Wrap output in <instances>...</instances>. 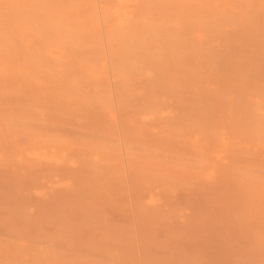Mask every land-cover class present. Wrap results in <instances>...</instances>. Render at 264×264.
Masks as SVG:
<instances>
[{"label": "rangeland", "instance_id": "rangeland-1", "mask_svg": "<svg viewBox=\"0 0 264 264\" xmlns=\"http://www.w3.org/2000/svg\"><path fill=\"white\" fill-rule=\"evenodd\" d=\"M20 1H17V0H15V1H13V0H0V16L1 17L4 16V17H2L3 19L0 17V19H1L0 20V34H1V30L3 32L0 35V42L2 41L0 43V65H1L0 70L2 71V72L0 71V186H1L0 187V195L3 197L2 200L0 198V231H1L0 233L3 232V234H1L2 236L0 235V264H6V263L7 264H17V263L18 264H41V262H42L41 260H45L44 255H47L45 257H46L47 261H50L49 264L54 263L55 260L57 262V263L55 262L56 264H88V262H89V264H91L92 262H93V264H124V263L125 264H135L137 262H138L137 264H164V261L161 262L162 259L159 258L160 256H162L164 260L166 259L165 262H167V263L169 262L170 264H178V263L184 264V262H185V264H188L191 261H192L191 262L192 264L194 262H196L195 264H197V262L198 261L200 262V260H201L200 263L202 264V259H203V264H206L204 262H207L208 264H213V263L214 264H217V263L221 264V262H223L222 264H232L233 260H234L233 264H249L250 261H251V264L253 262L255 264H264V242H263L264 236L261 235V233L264 234L263 233L264 232V226H261L264 223L259 224L261 227L260 228V227H258L259 225H257L258 223L256 221L254 222L253 220H251L250 217H249L250 220L248 219V217H246L247 219H244L245 217H243V215H242L243 219L241 220V222H239L240 220L238 221V219L237 220L232 219L235 217L234 215H236L237 217L239 215V217H240L242 214V210H245V209L247 210V207H249V209H252L253 208L252 205L255 203L260 204L262 202L261 204H264V190H263V192H260V194L263 193L260 195V196L263 195L262 196L263 198H261L259 196V193H257V195H255V194L249 195V194H247L248 192L246 190L240 191L243 188L241 183H243L242 180L244 179V177L242 179L241 178L239 179L240 176L238 177L236 175H233L232 177H234V176L235 177L231 180V178H232V177L230 178L231 174L227 175V172L230 173V171L231 170L233 171L234 169H232L233 167L231 166V164L227 165V164H229V161L227 160V157H225V156H227L226 155L227 153L225 154V152H226V148H225L226 145L225 144L230 143L232 138L234 137L237 139L236 141L238 142V143L237 142L235 143V140L233 138L234 144H236V146L238 145L237 147H239V148L242 147L241 150L242 149L244 150L246 148H251V150H254L257 153H259V154L255 155L256 152L252 151L254 153V156H253L254 159L257 156L256 160H258V161L254 160L255 163L256 162L260 163L262 160L264 163V142L262 140L259 141L260 130H261V133L264 135V127H261L262 126L261 124H263V126H264V123H263L264 120H262L263 122H261V120H260L261 118L259 115L263 112L261 116H262V118H264V116H263V114H264L263 110L264 109L262 110V108H263L262 106H264V97L261 96V93L264 96V89H263L264 88V62H263L264 58L261 59L262 58L261 53H262V51L264 52V48H262V46L264 47V39H263L264 38V27H263L264 23H263V26L260 25L262 22L260 24H258L261 26L260 28H257L256 26H258V25L254 24V26H252L253 30L249 29L247 32H246L245 28L240 27V26L234 27L231 25V27H234V28H231V27H228L230 25H226L227 26L226 27V26H223L224 24L223 25L217 24L218 29L223 26L221 28L220 33H222L224 35L219 33L220 29L219 30L217 29L218 32H216V33L217 34L219 33V35L214 34L215 38L213 39V37H212V41H208L210 39V36L209 35L206 36V34H204L203 31H201L202 37H200V38H202L203 43H205V42L211 43L212 42V44H216V46H217L216 48L215 47L214 48L217 50L219 49L220 51L219 50L218 51L212 50L213 52H208V53H210L209 54L210 57L208 59H210V62L213 64V69H214V70L210 71L212 73L211 75H209L210 72H208V71H201L202 73L198 72V74L200 73L199 75L198 74L197 75H189V74L188 75H182L181 74L182 76L187 77L188 78L187 79V78L182 77L181 75H179L177 73L175 74V72H172L173 73V75H172V73H170V72L158 71L157 72L159 74L158 75L156 73V71L147 70L148 66L150 68V64H152L154 62V61H152V58L149 55L150 52L152 51V48H151L152 45L150 44L149 41L151 39V35H152L153 30L148 25H147V27L144 26L142 21L140 22L139 18L137 17V14L135 12L136 11L135 8H137V6H138L137 5L138 1H141V0H137V1L136 0H107V1H105V0H81L83 5L81 2H80L81 4L79 5L78 1H75V0H73V3H72V0H62V1L59 0L61 3L58 0H54L55 3L57 4V5L55 4V6H56L55 9L52 7H46L44 4H42L44 6L40 5L42 3L41 0H38L40 3L38 1L36 2L35 0L34 1L33 0H22L21 2L22 3L24 2L23 4H25V1L27 4V6L25 5L27 7L26 8L27 11L25 12V10H24V14H22L24 8H21V10H17L19 8V6L21 5ZM64 1H65V3H63ZM12 2H13V5H12ZM70 2L72 3V5L70 4ZM105 2H108L109 4H107ZM74 3H76V4L78 3L79 10L77 9V6ZM32 4L34 5L33 9H32V7H33ZM69 4H70V6H69ZM104 4H107V5H104ZM58 5L61 7L59 8ZM35 6H37V7H35ZM41 6H42V8H41ZM106 6L110 7V10L108 8H106ZM9 7H10V9H9ZM45 8L46 9L48 8V10L50 9L51 14H50V11L48 12ZM57 8H59L58 9L59 14L57 12ZM70 8H72V9H70ZM30 9L34 10L33 14L36 13L37 18L35 17V15L29 14L32 12ZM261 9L263 11L264 7H262ZM9 10L11 13L9 12ZM12 10H14V11H12ZM16 10L20 11V12L22 11L21 14L23 16H21V14L20 15L17 14L19 12H17ZM59 10H61V11H59ZM36 11L38 13H41V15H38V13ZM102 11L106 12V16L109 14L110 17H109V15L107 17L105 16L107 18V19H105V17L103 16L104 12H102ZM45 12H47V14ZM42 13L44 15L49 14L48 15L49 18L46 15L42 16ZM54 13H55V15H54ZM8 15H10V17H8L10 20L8 18H6ZM30 15L32 16V18L34 17L35 19L30 18ZM111 15H112V17H111ZM50 16H51V19H50ZM44 17L48 18V20L50 19L52 21L51 22L49 20V22H51L49 24V25H51V27L49 25L45 26L49 22ZM66 17H68V19ZM40 18L43 20L42 23L41 22L38 23L39 21H42V20H39ZM80 18H82V19L84 18L85 20L84 19L82 20ZM110 18H112V19H110ZM17 19H19L20 22L23 23L22 26L20 23H18L19 27L16 26V24L18 22ZM22 19H23V22H22ZM30 19H31V21H29ZM76 19H77V21H76ZM108 19H110V20H108ZM137 19L139 20L138 23H137ZM45 20L47 21L46 23H44ZM130 20L132 22H130ZM133 20H136V21H134V23H133ZM26 21H27V23L25 24L24 22H26ZM81 21L83 23H81ZM96 21L98 24L96 23ZM36 23H37V25H36ZM77 23L79 25H76ZM93 23H95L96 25L94 24V26H93ZM115 23L117 26L118 25L120 26L119 31H118V28L116 30L115 27H114L113 31H111L112 29H110L108 27V25L111 24V26H112V24H115ZM130 23H132L134 25L132 26ZM24 24L26 26H24ZM27 24H28V26H27ZM162 24H165V26L161 25V27H165V28H163V30H165V29L166 30L163 31L162 29H160L159 28L160 25H159L158 26L159 29L158 28L157 29L159 31H161L162 33L158 31L159 33L157 32L158 33L157 35H159L160 33L162 34V35L160 34L161 37L164 34L167 35V37H168L167 42H169V40H170L169 36H171V34H169V33H171L170 29L174 31V28H173V26H171L168 23H162ZM29 25H32V27H30ZM63 25L64 26L66 25L68 28L66 26H65L66 28L63 27ZM74 25H76V26H74ZM129 25L132 26L131 28H133L132 30H134V32H132V33L138 32L137 35L140 32L145 31V33L148 34L151 31V33L149 35L145 34L148 38L149 37L150 38L148 39L145 37L146 38L145 39L144 37L142 38L140 35H138L140 38H142V41L144 39V42H143V44H141L142 41L140 39L139 40L140 42L138 45H136L137 41L134 42V45H136V46H134L133 44H131L129 42L128 38L126 41V38L122 37L123 39H125V42L121 41L120 42L121 46L126 44V46H129V47L125 46L124 49L126 48V50H128V48H129L128 51H130L132 53H130L128 51L125 53V51L122 50L123 46L121 47L122 49L120 47L119 48L117 47L119 50L118 51L115 50V51L117 53H119V54H117V56H119V55L120 56L114 57V55H116V53L114 51H112V46H111L112 43H109L110 38H111L110 36H113L114 34L110 35L109 36L110 38H109L108 37L109 29H110V33H113L114 30H115V32L118 31L117 33L120 36L121 34H123V32H122L123 30H125V29L129 30V28H130ZM218 25H219V27H218ZM78 26L80 28H78ZM83 26H84V28H83ZM43 27H45L46 31H44ZM70 27H72V28H70ZM88 27H90V28L88 29ZM122 27H124V28H122ZM215 27H212V29H216ZM239 27H240V31H238ZM35 28H37V30ZM77 28L79 30H77ZM148 28H150L149 32H148ZM86 29H88L87 30L88 32L86 31ZM167 29H168V31H167ZM191 29L193 31V28H191V27H184L183 29H179V30L181 33L185 32L187 34L188 32L191 31ZM210 29L211 28H209V30ZM236 29H237V31H236ZM10 30L13 31L12 33H14L12 35V37H11L12 33ZM84 30L87 33H85ZM132 30H130V35H133V34H131ZM217 30H215V31H217ZM242 30H244L246 34L244 32H242ZM35 31H38V32H35ZM249 31L250 32L252 31V32L249 34ZM5 32H6V34H5ZM64 32L65 33L73 32L74 34L69 33L70 37L72 35H74V37L75 36L78 37L80 34L82 36V35H84V33L88 34V35L90 34V36H88V35H86V36L88 37V39H90L89 41H91V42H86L89 44V46H88V44H85V43H83L82 40H80L81 36L78 37L79 38V41H78L77 38H76L77 40H74L75 39L74 37H73L74 39H71L70 37L67 38L68 34L65 35ZM78 32H80V33H78ZM120 32H122V33L120 34ZM124 32H126V31H124ZM204 32H205V30H204ZM36 33H38V35ZM127 33L129 35V31H127ZM206 33L210 34L212 36V34H211L212 32L208 33L206 30ZM247 33H248V35H247ZM7 34H9V35H7ZM84 36H82L81 38H84L85 39L84 41H88L86 36L85 37ZM95 36H98V37H95ZM227 36H228V38H227ZM236 36H238V37L236 38ZM61 37H62V39H61ZM63 37H65V38H63ZM193 37L196 38V35H193ZM97 38H100V39H97ZM216 38L217 39L219 38V39L217 40ZM225 38H227V39H225ZM63 39L64 40L69 39V40L68 41L65 40L66 42H64ZM230 39H232V40H230ZM204 40H207V41H204ZM8 41H10V42H8ZM12 41H14V42H12ZM229 41H231L233 43H231V42L228 43ZM52 42H54V44ZM63 42L65 45H70V43L74 42L72 44V46H69V47L67 46L68 50H72V52L66 50L67 48H65V45L63 44ZM67 42H69V44H66ZM122 42H123V44H122ZM251 42H253V43H251ZM257 42H259L261 44L259 47L256 45ZM76 43H78V46H79L78 48L74 47V46H77ZM148 43H149L150 48L147 47ZM227 44H229V45L227 46ZM238 44L240 46H238ZM253 44H255V45L253 46ZM4 45H5V47H3ZM249 45H252V46H249ZM59 46H60V48H59ZM80 46H83L85 48L87 47L89 50H86L87 48L86 49H82V48L80 49ZM119 46H120V44H119ZM131 46H132V48H131ZM89 47H91V48H89ZM212 47L213 46L211 45V48ZM235 47L237 49L239 47H240V49L241 48L243 49L242 55L239 57H241V59L244 58V60L246 61L245 62L246 65H245L244 70L238 69L239 71H235V69L233 68L235 60L232 59L231 56H229L230 57L229 59L224 58L226 56V55H224V54H226V52L227 53L228 52L229 53H234V52L236 53L237 50L235 49ZM15 49H16V51H15ZM41 49L43 52L41 51ZM96 49H98V52L96 51ZM148 49H150L151 51L149 52ZM248 49L250 52L251 51L257 52L259 50V52L257 53V55H259V59H257V56L252 57L251 55H249L246 52V51H248ZM17 51H18V55H17ZM37 51H39L38 54H37ZM94 51L97 52L96 55L98 53L100 54V55L99 54L98 55L101 57V61H99L100 57H98V56L97 57L95 56L96 58L93 57V55L95 53ZM210 51H211V49H210ZM221 51H222V53H221ZM215 52H217V54ZM218 52H220L221 54ZM9 53H11V54H9ZM87 53H88V55H87ZM212 53L214 55H211ZM12 54H14V55H12ZM58 54L60 56H58ZM215 54L218 58L215 57ZM222 54L224 56H222ZM247 55L250 57V59L246 58ZM122 56H124V57H122ZM213 56L216 59L215 58L212 59ZM220 56H222L224 59L219 58ZM129 57L131 59H129ZM56 58H57V60H56ZM60 58H62L64 60L63 61L61 59V61H60L61 63L58 62L60 60ZM121 58L123 60H126V59L129 60V63L132 60V63H130L132 65H130L129 63H125L127 60L125 62L120 61L119 59H121ZM27 59H28V61L29 60L30 61L29 62L26 61ZM48 59H50L49 63H48ZM84 59L85 60L88 59L87 64H85L86 61ZM222 59L224 60L223 63H222ZM260 59L262 62H260ZM24 60L26 62H28V64L26 66H25L26 62ZM53 60H55V61H53ZM5 61H7L6 64H4ZM257 61H259V62H257ZM19 62H21V63L18 64ZM35 63H37V64H35ZM58 63L61 64L62 67H61V65L58 67V65H59ZM112 63L114 64L113 66H112ZM121 63L122 64L124 63V65H122ZM215 64H217V66ZM6 65H7V67H6ZM28 65H31V66L33 65V66L30 68V66H28ZM34 65H35V67H34ZM89 65L92 66L91 69L93 70V72L90 69L91 66H89ZM93 65H96V68L93 67ZM97 65H98V67H97ZM214 65L217 67V69L214 68L215 67ZM19 66H21V67H19ZM218 66L220 67V69H223V70H221L222 73H220V69ZM23 67H24V69L25 68H27V69L23 70ZM54 67H55V69H54ZM112 67L117 68L118 73H114L112 71ZM10 68H12V69H10ZM18 68H19V70H18ZM20 68H22L21 71H20ZM34 68H36V69H34ZM128 68H130V71H129L130 74L133 75L135 73V76L133 75V78L134 77L135 78L134 79L132 78V80H131L135 84L134 85L132 83L135 86V88L130 83L131 82L130 79H131L132 75L129 74L130 79L128 78V75H127L129 73ZM30 69H32V70L34 69L35 72L38 69V72L34 73V70L32 71ZM40 69H41V71L39 72ZM126 69H128V70H126ZM10 70H12V71H10ZM17 71H19V72H17ZM142 71L143 72L145 71V72L143 73ZM147 71H148V74H146ZM223 71H225V73ZM120 72L122 73V75L123 74H125V75L122 76ZM216 72H219V74ZM19 73H20V75H19ZM31 73H34L33 75H35V78L33 77V75ZM94 73L96 76L93 75ZM149 73H151V74H149ZM165 73H167V74H165ZM223 73L225 76L223 75ZM30 74H31V78H30ZM57 74H59V75L57 76ZM21 75H23V77ZM119 75H121L123 78L125 76V78L123 79ZM226 76H228V77H226ZM27 77L29 80L26 79ZM148 77H152V78H148ZM205 77H207L208 79ZM126 78L129 80V84H131V85H129L126 82ZM184 78H185V80H184ZM47 79H48V81H47ZM55 79H57L58 82L55 81ZM178 79H183V82H185V83H183V86H185V88L188 87L187 90L180 88V86L175 87L176 85H174V82L177 81ZM119 80L121 81V85L118 84V82L120 83ZM201 80H202V84H200ZM140 83L144 84V88L139 90L138 86ZM23 84H26L27 86L26 85L24 86ZM117 85H119V86H117ZM154 85H158V86H154ZM24 87L29 89V90L26 89V91H25ZM195 87L198 88V90L196 89V91L200 95H198L197 93H196L197 95H195V94L191 95V94H193L192 89L194 90ZM70 88H72V89H70ZM51 89L54 90V93L52 92L53 90H51ZM180 89L181 90L183 89L184 90L183 92L185 94L184 93L181 94ZM199 89H200V92H199ZM68 90L71 92V94ZM131 90H132V92H130ZM157 90H159L160 92ZM67 91L69 92L70 95L67 94ZM99 91H101L102 93ZM135 91H137V92H135ZM60 92H62L64 99H62V94H60ZM155 92H156L155 97H157V99H156V101L153 102L152 97H154L153 94H155ZM190 92H191V94H190ZM56 93L59 96H57ZM99 93H101V95ZM107 93H108V95H107ZM176 93H179V95L181 97L180 101L176 100V98H177V96H175ZM95 94L97 97L95 96ZM104 94L107 97L109 96L107 99H108V102L111 100L110 104H111L112 100L114 99L112 102L113 105L111 104L113 106L114 110L105 108L106 106H107V108H111L112 106L109 107V105H110L109 103L104 104L103 102H105L106 100L102 102V100H104V98H106L104 96ZM183 94H184V97L181 96ZM214 94H216V97ZM74 95H75L76 99L74 98ZM92 95H94V96H92ZM98 95L101 96V97H99L101 99V102H100V99L98 98ZM124 95H126L125 97L127 99L129 98L130 101L128 100L126 102L125 97H123V98L120 97V96H124ZM88 96H89V98H88ZM174 96H175V99H174ZM81 97H82V99H81ZM95 97H96V100L99 99V102L96 101L97 104H95L96 102L93 103L94 106L93 107L91 106V108H90L89 107V104L91 105L90 99L93 100V98L95 99ZM102 97H104V98H102ZM155 97H154V100H155ZM159 97L161 99L164 98V100H166L164 102H160L162 105L159 104V101H161V99ZM240 97H242V98H240ZM42 99H44L45 101H43ZM52 99L56 102L52 101ZM151 99H152V101H151ZM116 100L124 101L125 103L121 102V104H120L119 101H116ZM188 100H189V102H188ZM31 101H34L33 103H34L35 107L32 106L33 103ZM39 101H40V103L38 104ZM58 101H59V104H57ZM79 101H80L81 105H80ZM94 101H92V102H94ZM162 101H163V99H162ZM243 101L244 102L246 101L248 105H252L250 108V112L251 111H253V112L251 113L252 115L248 114V113L245 114V115H248V117L246 116L247 119L244 118L246 122L245 121H243L242 123L240 122L241 126L239 128L235 129V127H233L235 120L233 121V124L231 125V122L234 119L233 115H232L233 113H231V112H234V110H233L234 106L230 105L229 103L233 102L232 104H236L238 107L237 109L240 110V112H241V110H242V112L244 110V113H245V111L247 112V110L249 112V106L246 105ZM36 102H37V104L35 105ZM42 102L43 103L45 102V103L43 104ZM62 102H64V103H62ZM88 102H89V104H88ZM128 102H131V103L129 104ZM155 102H157L158 104L156 103L157 104L156 105ZM191 102L193 104H195V108H193V104ZM258 102H260V103H258ZM47 103H48V105H47ZM100 103L103 105H106V104H109V105H106L104 107ZM148 103H150V104L154 103L155 105L153 106V104H152L151 106L153 108L154 107L157 108V111L159 108V110H160L159 113L162 116V120H161V116L159 117V115H157V117H159V119H158V118H155L156 117L155 113L152 115V111H153L152 107L151 108L148 107L147 110L145 109L146 106H149ZM144 104H147V105H144ZM182 104H183L182 107L189 109L188 113L183 111L184 108L182 109V111L184 113L181 112V109H179V108L181 107ZM185 104H186V106L189 104L188 107H186ZM228 104L230 106H228ZM78 105L81 107H78ZM117 105L121 109H119L118 107L116 108L115 106H117ZM131 105H133V106H131ZM163 105H165V106H163ZM190 105H192L191 108H190ZM76 106L78 108H76ZM144 106H145V108H144L145 111L142 108ZM197 106L200 107V109L197 108ZM68 107H69V109H68ZM253 108L256 112H254ZM83 109H84V111H83ZM148 109H150V111H151L150 114H148L149 113ZM43 110H47L48 112L43 111ZM90 110H91V113H90ZM184 110H186V109H184ZM238 110H237V112H238ZM81 111L85 112L86 114L83 112L81 113ZM100 111H101V115L99 116ZM27 112H29V113H27ZM30 112H32V113H30ZM69 112L71 114H69ZM213 112H215V114ZM237 112L235 111L234 114H236ZM36 113L37 114L39 113V115H37ZM162 113L166 117H164L162 115ZM256 113L258 114L259 117L255 115ZM142 114H143V116H142ZM237 114H240V116L238 115L237 117L241 118L243 116L242 113L238 112ZM190 115H191V117H193V118H191L192 120L196 118L195 122H196V120L198 122V126H196V127H198L200 129V132L206 131L207 133H210V134L214 133L213 135L216 136L215 139L219 142V147H217V149H215L214 152L207 150V147H200V146H205V145L201 144L200 141L204 142V140L201 139L202 137L200 138V135L198 134V132L196 133V131H191V134L189 133L190 132L189 128L192 125V123H194L191 121L192 123L190 124V122H189ZM254 115L259 118V119L257 118V120H256V118L254 117L256 122L254 120H252ZM29 116H31L32 118L31 117L29 118ZM101 116H103V117H101ZM229 116H230V119H227V117L229 118ZM138 117H141V118H138ZM163 117L167 118V119H163ZM235 118H236V116H235ZM240 118H238V120ZM62 119H63V121H62ZM101 119H102V122H101ZM138 119L140 121L142 120L143 123L140 122ZM144 119H145V121H144ZM225 119H226V121H224ZM148 120H150V122ZM218 120L220 122L219 124L217 122ZM39 121H40V123L43 122L44 126L42 125V123L41 124L35 123V122H39ZM64 121H66V122H64ZM97 121H99V122L97 123ZM239 121H242V120H239ZM250 121L253 123L255 122L257 124V126H254V127H257L256 130L257 129L258 130L257 131L252 130L254 133L251 130H248L249 124L247 125V123H249ZM47 122L51 125L49 126V124ZM169 122L171 123V126H170ZM228 122H230V123H228ZM236 122H237V120H236ZM104 123L105 124L107 123V125H105ZM128 123L130 125H132V127H134L135 129H136V127H138L140 125H144V126L147 125L149 127L148 129L150 130L149 132L152 134V136H154L155 139H157V141H159V144H163V145L165 144V143H163L165 138L168 136V134L171 133V131L173 133L177 134L178 136H180L182 134L181 133V131H182V132H184L185 136H188V135L192 136V137L188 136L189 139L187 137L185 138L187 140V142L190 141L187 145L188 147L190 144H192V142H195L196 144H198V147L195 148L196 152L198 151L197 153H201V152L206 151V152H208L207 154H211V152H212V155H210L211 157H209V159H210L209 162L205 163L206 165H203V162H204L203 160H202V164H201V161L199 162L201 165H203L204 169L206 167V170L203 173L204 177L200 174L201 175L200 178L201 177L204 178V179L201 178V180L194 179L197 175H199V174L195 175V172H193V171H195L194 168H196V167L198 168V171L196 169L197 173L198 172L200 173V171L202 173L204 171V170H202L203 168H202V166L200 167L198 162H197L198 164L196 162H194L196 164H195V166L193 165L194 170L191 172H190V170L188 171L187 168H185L184 170L182 169L183 171L181 170V168H179L180 171L178 169L174 170L173 167H171L169 165L170 168H172L171 171L172 172L175 171V173H176V175H175V173H171V175L173 174V177L177 176L176 178H178V176H181L182 174L184 175L182 183L188 182L189 181L188 179L190 178L191 179L190 185H193L194 180H195V183L193 185L194 191L193 190H191V191L193 192L194 196H196L194 198L198 199L197 196H200L201 197V198L199 197L200 200L196 199V201H195V199H191L192 197L189 198V200H188V197H185V194H187V193L182 192V191H184L183 188H185L186 185L184 186V183H183L182 184L183 187H181L182 190H180V188L178 189V187L181 186V183L178 184L180 181L179 178H178L179 181H175L176 183L178 182L177 183V185H179L178 187H176V183L171 181L170 175L169 176L167 175V177L170 181V183L168 184V187H165L163 184L156 181V179L153 175H150L149 177L146 178L145 174L147 173V175H148L154 168L150 164L151 161L148 163L146 161H149L150 160L149 158H151V160H154V158H152L150 156L151 153H147L144 150L137 149V148L135 149V147L132 149L131 148L128 149V146L125 147V145L123 144V140H122L123 138H122L121 134H123V132L125 133V130L123 128H125ZM140 123H142V124H140ZM215 123H216V125L218 124L217 125L218 127H216ZM238 123L239 122H237V124ZM133 124H135V125L133 126ZM199 124H200V127H199ZM258 124H259V126L260 125L261 126L259 127ZM173 125H174V130L171 129V127L173 128ZM193 125H196V123ZM213 125L216 128H214ZM228 125L230 127L232 126L231 129L234 128L235 130H237V132L234 131V133L236 132V134L240 130V132L242 133V135L244 136V138L246 140H243L244 138L242 135L240 136V134H237L240 137L239 136L235 137L236 135L235 134L233 135L232 134L233 132L232 133L230 132L232 130H230V127ZM251 125H252V123H251ZM253 125L249 126V127L250 128L252 127V129H254ZM42 126H43V129H42ZM105 126L107 129H109V127H110L112 133H113V131L116 132V130H117V134L119 136V141H117L114 138L115 142L108 144V147L104 144L106 146L105 147L103 145V143H101L98 139L95 138V136L98 133H99L98 136L103 133L102 130L104 129L103 127H105ZM235 126H239V125H235ZM30 127H32L33 129H31ZM37 127H38L40 132L38 131ZM46 127H48V128L53 127L52 131L50 132V134L54 135L53 137L49 133H48V135L42 134L43 137H42V135L41 136L39 135V134H41V131L44 132V130H47ZM61 128H62V130H61ZM134 128H132V130L135 131ZM169 128H170V131L167 130ZM259 128H260V130H259ZM34 129L37 132H34ZM186 129H188L189 131L187 132ZM203 129H205V130H203ZM28 130H30L31 132H34V133H31ZM164 130H166L167 134L163 133ZM262 130H263V132H262ZM67 131L69 133H67ZM211 131H212V133H211ZM244 131H246V132L244 133ZM247 131H250L251 133L247 132ZM194 133L198 134L199 137ZM35 134H36V137H35ZM61 134L64 135V137L66 135H67V137H69L68 134H70V139L68 140L67 137H65V139L67 140L66 141L64 138H61L62 137ZM161 134H162V136H161ZM249 134H251L250 136H252V137L248 138ZM262 134H261V137H263L262 139L264 140V136H262ZM194 135H196V137ZM44 136H45V138H44ZM120 137H121V139H120ZM44 139H46V142L44 141ZM47 139H49V140H47ZM61 139L62 140L64 139L66 142L69 141L68 147L70 149L67 146L65 147L63 145L65 143V141H63L64 143H62ZM72 139H74V141H72ZM14 140H15V142H14ZM21 140H23V141H21ZM24 140H26V141H24ZM35 140L38 142H35ZM191 140H193V141H191ZM233 140H232V142H233ZM83 142L84 143L90 142L89 144L92 143V145L89 146V144H87V146L89 147L88 148L86 146V144L84 146ZM94 142H97V143H94ZM259 142H261V143H259ZM28 143H30V145ZM45 143H47V144L45 145ZM31 144H33V145H31ZM40 144L43 147L40 146ZM81 144H82V146H81ZM96 144H101L102 146L101 145L96 146ZM185 144H187V143L185 142ZM27 145H29V146L26 148ZM193 145H194V143L192 144V146ZM109 146H111L112 149ZM119 146L121 147V149ZM85 147H86V149H85ZM92 147H97V149L93 148V150H90ZM98 147H100V149H102V147H104L105 149L100 150ZM29 148H31V149H29ZM64 148H65V150H64ZM81 150H83L82 154L80 152ZM87 150H89V151H87ZM109 150H111V151L109 152ZM247 150L245 152H247ZM251 150H248V153ZM104 151H106V152H104ZM209 151H210V153H209ZM252 152H251V155H252ZM146 153L148 156H146ZM162 153H164L165 155L169 154L168 152H162ZM248 153H247V155H245V154L244 155L246 157L250 156ZM262 154H263V156H262ZM12 155H14L13 156L14 158L11 157ZM197 155H198V157H200L199 154H197ZM143 156H144V158H143ZM7 157H9V158H7ZM212 157H213V161L211 159ZM140 158H141V160H140ZM249 158H250V160H252L251 163H253L254 161L251 158V156ZM96 159H97V161H96ZM143 159L145 160V162L143 161ZM161 159H163V156ZM31 160H32V164H35V166L39 167V168L35 167V169L33 170L34 172H32L28 167V164L31 163ZM250 160H249V162H250ZM22 161H23V163H22ZM215 161H217V163ZM68 162L70 165L67 164ZM170 163L171 162H169V164ZM194 163L192 161V164H194ZM259 163L257 165H259ZM260 164H262V162ZM171 165L173 166L172 163H171ZM227 166H228L229 170H227V168H226ZM229 166H230L231 170H230ZM261 166H263V165H260V167L257 166L256 169H258V170L260 169V171L264 175V173H263L264 169H262L264 166L262 168H261ZM97 167H98V169H97ZM144 167L146 169H144ZM151 167H153V168H151ZM189 167H188V169H189ZM199 167L202 169L200 170ZM224 167H225V170H227V172L225 173V176L223 174L224 173ZM93 169H95V170H93ZM136 169H137V173H138L137 176L135 174ZM190 169H191V167H190ZM129 170H131V171H129ZM80 171H82V172H80ZM12 172H15L17 174V178H16V174L13 175L14 173H12ZM30 172H32L34 174L35 179H38L39 181H41V182H39L40 186L44 185L45 187H43V186L42 187L45 189H43V188H42L43 190L41 188H40V190L39 189H36V190L33 189L35 186L33 184V175ZM141 173L143 174L142 177H141ZM168 173H170V172H168ZM24 174H27V175L24 176ZM29 174L31 175V177ZM187 174L189 176L194 174L195 176L186 177ZM36 175H38V177ZM42 175L44 178L42 177ZM68 175H70V176H68ZM144 176H145V178H144ZM228 176H229L230 180L227 178ZM19 177L22 180H20ZM28 177H29V179H28ZM51 177H52V180L50 181ZM152 177H153V179H152ZM184 177H186V178L184 179ZM192 177L194 180L192 179ZM47 178H49V179H47ZM53 178H55V179H53ZM63 178H65V179H63ZM137 178H140L141 182ZM16 179H17L18 183L16 182ZM234 179H236V180L234 181ZM135 180H137V183ZM144 180H146V181H144ZM196 180L198 182L199 181H201V182L196 183ZM12 181H14V182L12 183ZM20 181H21V183L19 184ZM24 181H28V182L25 183ZM225 181H227V183H225ZM22 183H25V184H22ZM234 183L237 185V187L235 185V188H237V189L241 188L240 190H238L240 192H237V190H234L238 193V195H240L241 198H239L238 200L236 199L237 202L230 203V205L232 207L233 204H234L233 206H235L237 204V206H235L233 208L237 207L238 209L237 208L235 210H233V208L226 209V208H224L225 205L223 202V204L220 203L221 205H223V207H222L223 209L220 210L221 206H220V204L217 203L219 201H216V198L218 200H220V202H221L222 200L220 199L219 195L222 193L221 197L225 196L224 194H225V191L227 190L226 189L227 186H229L228 188H229L230 192H232L231 188L233 190L234 187H232V184L234 185ZM18 184L20 187L22 185L24 187L22 186L23 188H20L18 186ZM141 184H143L142 185L143 187L145 185V187L143 188L141 186ZM26 185H27V187H26ZM46 185L49 188L46 187ZM157 185H159V186H157ZM172 185H174V187ZM225 185H227V186H225ZM66 186H67L68 190H65ZM169 186H171V188ZM146 187H148V188H146ZM172 187H173V189H172ZM199 187L201 190L199 189ZM238 187H240V188H238ZM46 188H47V190H46ZM21 189H22V191L19 192ZM167 189H169V191ZM48 190L51 193H49V192L47 193ZM165 190L168 191L166 197H168L167 200L170 199L169 200L170 202L169 201L167 202L166 197H163V192ZM191 191H190V193L192 194ZM234 191H233V193L235 194L236 192H234ZM223 192H224V194H223ZM71 193H73L74 195ZM237 193H236V195H237ZM45 194H47V195L45 196ZM49 194H51V195H49ZM52 194H53V196H52ZM70 194L73 196L71 197ZM150 194H152V196L154 197V198L152 197L153 198L152 200L150 199V197H151ZM228 194H229V192H228ZM242 194H243V196L246 195L245 198L247 200L242 198ZM187 195L189 196V193ZM217 195H218V197H217ZM229 195H232V194H229ZM247 195L249 197H251V200L248 201ZM31 196H33V197H31ZM42 196L43 197L45 196V198H43L44 200L41 199ZM210 196L211 197L216 196V198H214V197L211 198ZM255 196H257V197H255ZM258 197H260V198H258ZM28 198H30V200ZM257 198H258V200H257ZM9 199H11V200H9ZM252 199H254L253 202H251ZM77 200H79V201H77ZM164 200L168 203L167 204L168 206L166 205V202ZM204 200H205V202H204ZM255 200L257 202H255ZM189 201H190V204H189ZM207 201H208V203H207L208 205L206 204ZM43 202H44V204H43ZM46 202H48V203H46ZM142 203H144V205L146 203H148V204H146L144 207V205H142ZM153 204L155 206H152ZM44 205H46V206H44ZM161 205H164L165 209L163 208L164 206H161ZM238 205H240V208ZM103 206H105V207H103ZM159 206L162 208H159ZM178 206H181V207H178ZM206 206H207V208H206ZM100 207L103 209H101ZM171 207H174V208L172 209ZM208 207H209V209H208ZM205 208H206V210H205ZM158 209H161L163 211L165 210L166 212L168 211L167 213H169V211H170L169 209L175 210V211L181 210L180 211L181 217L180 218L176 217L177 220L175 218H173V216L172 217L167 216V217H169V219L165 217L166 221L169 222L168 224H172L173 222H176L177 226H178V222H181L180 224H182V223L186 224L188 218H186V217L183 218V212H184L185 216L187 214H188V216H190V214L192 216V214H193L194 218L191 217V219H190L191 223L189 222L191 224L190 225L191 229L193 227L192 230H194L197 226L198 227L202 226L201 228H198V227L196 228V229H201L200 231H204L206 229L204 232H200V233H202V234H200V237L203 239H201L199 243L197 242L196 244H193L192 236L190 237L191 241L188 240L189 242H192L193 245H197L196 247L193 246L191 243L187 244L188 241H185V240L183 241L181 239H180L181 241L179 240V243H178L179 247L176 245V250L179 248V249H183V251H189L190 253L192 252L191 253L192 256L189 252H187V253H189L188 254L189 256H186V258L184 257L185 260L188 259L187 261H185L184 258L180 257L182 255V254L180 255V252H179L180 250L177 251L179 253L178 255H180L179 257L181 258V259H179L180 260L179 261L178 260L179 257L177 258L178 255L176 256V254H177L176 250H175L176 254L173 253L174 251L170 250L171 253L168 252V255H169L168 256L167 251H165V250H169V249H167L166 246H164V245L163 246L165 249H163L161 247L162 245L160 246V240L162 238H163V240H166V241H162V244H166L168 246L170 244L171 248L175 245V243H177V242H175V240L172 241L173 240L172 238L174 236L171 238L169 237L171 235H174L173 233L176 232L177 227L175 226L176 225L175 224L174 225L176 227V229H175L174 226L172 225L173 226L172 230H174V229L175 230L173 232H171L170 227H169L170 229L168 228V230L165 231V230H162L161 228L154 227L155 224L151 225L152 221H155L156 219L153 218L154 220H151V218H152L151 215H153V213L152 212L149 213L148 211H151V210L155 211ZM225 209H226L227 213L223 214ZM249 209H248V211H249ZM208 210L213 212V213L210 214V212ZM214 210H215V212H214ZM222 210H224V211H222ZM239 210H241V211H239ZM238 211H239V213H238ZM172 212L173 211H170L169 214L172 215ZM219 212L225 216H227V214H229L228 216H230L231 220H233V221H231L232 223H230V222L228 223V221L230 219L226 220L228 216L226 217L225 220H223L225 217H221L223 215L219 214ZM25 213L27 214V216ZM232 213H233V215H232ZM146 214L148 217H146ZM20 215H22V216H20ZM211 215L215 216V219L212 218ZM62 216H63V218H62ZM149 216H151V218H149ZM154 216H156V215H154ZM207 216H210L209 217L210 219ZM218 216H220L219 218H221L222 221L218 218ZM64 217H65V219H64ZM178 218L180 221L178 220ZM211 218L215 220V222L213 224H212L213 220ZM149 219L151 220V222L149 221ZM173 219H175V220H173ZM243 220H245V223ZM247 220H249V221L246 224ZM6 221H7V223H6ZM93 221H94V224H93ZM235 221H238L240 225H238L237 222H235ZM242 221H243V224H241ZM5 223H6V225H5ZM57 223H59V225ZM215 224L216 225L222 224L221 225L222 228L219 229V226H216ZM86 226H88V227H86ZM180 226H178L179 230L182 229V228L180 229ZM240 226L242 227L243 230L240 229ZM255 226H257V228L259 230L257 228H255ZM151 227L155 231H153ZM59 228H61V229H59ZM148 228L149 229L151 228V229L149 230ZM202 228L203 229L205 228V229L203 230ZM225 228L227 229L226 233L224 231ZM230 228H231L232 233L228 234V232L230 231ZM237 228L239 231L237 230ZM191 229L190 228H186L185 230L183 229L184 232L180 231V233L183 232L182 234L186 238V236H189V235H187L188 232L193 233V231ZM196 229H195V231H196ZM255 229L258 230L259 233L261 231V233L260 234L256 233L257 231ZM261 229H263V232ZM109 230L112 233H110ZM179 230H178V232H179ZM188 230H191V231H188ZM210 230H212L213 234L211 233ZM215 230H217V231H215ZM221 230H223V232H221ZM147 231L149 233H147ZM186 231H188V232H186ZM198 231H196V232H198ZM157 232H159L160 237H158ZM166 232H167V234H166ZM170 232H171V234H169ZM234 232H235V234H234ZM184 233H186V234H184ZM195 233H194V235H195ZM64 234L66 237L64 236ZM109 234L110 235L112 234L113 236L111 235V237H110ZM152 234H154V235H152ZM177 234L178 233H176L175 237H176V240L178 241ZM182 234H181V236H180V234H178L179 235L178 237L182 238L183 237ZM196 234H198V233H196ZM224 234H226V235H224ZM231 234H232V236H231ZM255 234L256 235L258 234V235L256 236ZM58 235H61V237H62V239L60 238L61 240L58 238V237H60ZM103 235H104V237H103ZM167 235H169L168 236L170 238L169 240H168ZM191 235H193V234H191ZM202 235H204V237ZM217 235L218 236L220 235V237H218ZM234 235H235V237H233ZM245 235H246V237H244ZM13 236H15L14 239H13ZM114 236H116V238ZM229 236H231V237H229ZM258 236H261L262 239L259 238ZM105 237H106V239H107V237L109 239L107 241L106 240L104 241ZM112 237H113V239H115V241L112 240ZM117 237L118 238L120 237V238L117 239ZM164 237H166L167 239H164ZM195 237L196 238L194 240L197 239L196 241H198V238H200L199 236L197 237L196 235H195ZM257 237L259 238V240L258 239L256 240ZM159 238H161V239L158 241L157 239H159ZM185 238H183V239H185ZM53 239H55L57 241H54ZM65 239H66V241H65ZM205 239H208V240H205ZM237 239H239V240H237ZM58 240H60L61 243L58 242ZM109 240H110V242H109ZM202 240L205 242H202ZM230 240L231 241L234 240V242H230ZM236 240H237V242H236ZM53 241L57 242V244L60 243L58 245L61 247V249L60 248L58 249V245L56 243H54ZM63 241L65 243H63ZM209 241L211 243H209ZM239 241H240V243L237 244ZM258 241L259 242L261 241L260 242L262 244L261 248H260ZM52 243L55 244L57 247L55 249L52 247L54 251L49 252L48 250L51 249L50 247H51V245H53ZM105 243L106 244L110 243V244H107L108 245L107 246ZM111 243L113 246L111 245ZM155 243H157L159 245L157 246ZM194 243H195V241H194ZM66 244H67V246H65V248H64V245H66ZM172 244H174V245H172ZM234 244H235V246H234ZM256 244L259 246H257L258 247L257 249H254V248H256ZM48 245H50V247L47 250L46 247ZM70 245H72L71 248H70ZM75 245H77V246L75 247ZM79 245H81V246H79ZM110 245L112 246V249H108L110 247ZM236 245H237V247H236ZM239 245H240V247H239ZM221 246H222V248H221ZM246 246H247V248H245ZM77 247H78V253L81 252L80 253L81 255L80 254L78 255ZM84 247H85V249H84ZM119 247L120 248L122 247L121 250H123V251H120ZM197 247H199V248H197ZM202 247H203V249H202ZM241 247H243V249ZM73 248H75V249H73ZM195 248L198 251H196ZM223 248H225V249H223ZM101 249H103L105 252L101 251ZM114 249L118 250L120 253L118 251H115ZM200 249H202L203 252ZM247 249H249V250H247ZM41 250H43V251H41ZM44 250H46L48 253L45 252ZM65 250H68V251L66 252ZM233 250H235V251H233ZM236 250H238V251H236ZM20 251H21V253H20ZM40 251H41V253H43V252H45V253L41 254ZM61 251H63V252L65 251V254H68L66 256V258H64L65 254L62 255L63 252L61 253ZM112 251L113 252L115 251V253L113 254ZM183 251H181V252L184 254L185 252H183ZM199 251H200L201 256H203V257H201L200 254L199 255L195 254V253H199ZM207 251H209V252L211 251V252L208 253ZM16 252H18L20 254V256H18V253H17V256L14 257V255H16ZM22 252L24 254H22ZM52 252L53 253L56 252V253L53 254ZM84 252H86V253H84ZM91 252L94 255L91 254ZM107 252H109V253H107ZM121 252H123V253L121 254ZM205 252H206V254H205ZM95 253H97V254H95ZM172 253L175 255V259L177 258L176 259L177 262H175L176 260L174 259V256L172 258V256L170 255ZM213 253H214V255H213ZM227 253H229V255H227ZM236 253H238V254H236ZM21 254H22V256H21ZM56 254L59 257L61 255L64 256V257H62V256L60 257V258H62L61 259L62 261L59 259V257L56 256ZM75 254H77L80 259H78L77 255H75ZM107 254H108V256L111 254L112 255L109 256V258H108ZM115 254H117V255H115ZM123 254L125 255V257ZM127 254L131 258H129V260L125 261ZM234 254H236V256ZM260 254H263V255L261 256ZM104 255H106L107 257L103 258ZM121 255H123V256L121 258H119ZM195 255H197L196 256L197 260L193 259V256L195 257ZM238 255L239 256L241 255V257H239ZM11 256H13L14 258H12ZM42 256L44 259L42 258ZM55 256H56V258H55ZM80 256H82V257H80ZM91 256L94 258V260L92 259ZM215 256H216V258H215ZM247 256H249L248 258L250 260L247 259ZM47 257H50V259H48ZM76 257H77V259L75 262L74 258H76ZM114 257L116 260L115 263H114ZM170 257L172 259H174L175 261L174 260H171L173 262L169 261ZM210 257H212L213 259L212 258L210 259ZM256 257H258V258L256 259ZM111 258H113V262L110 261ZM14 259H15V261H14ZM91 259H92V261H91ZM104 259L107 261H105ZM204 259H206V261H204ZM227 259H228V261H226ZM134 260H136V262ZM181 261H183V262H181ZM188 261H190V262H188ZM211 261H213V263H210ZM238 261H239V263H238ZM108 262H110V263H108ZM42 263L44 264V261ZM200 263H198V264H200ZM45 264H46V261H45ZM47 264H48V262H47Z\"/></svg>", "mask_w": 264, "mask_h": 264}, {"label": "bare ground", "instance_id": "bare-ground-1", "mask_svg": "<svg viewBox=\"0 0 264 264\" xmlns=\"http://www.w3.org/2000/svg\"><path fill=\"white\" fill-rule=\"evenodd\" d=\"M13 1H15V0H13ZM17 1H20V0H17ZM22 1V0H21ZM20 1V2H21ZM34 1V0H33ZM36 2L38 1V0H35ZM59 1V0H58ZM62 1V0H61ZM75 1H78V3H79V5L82 3L81 2V0L79 1V0H75ZM105 1H107V0H105ZM137 1V0H136ZM39 2V1H38ZM41 4L40 5H42V4H44L46 7H52V8H54L55 9V1L54 0H41ZM60 2V1H59ZM81 2V3H80ZM104 2V1H103ZM140 2V3H139ZM24 3V2H23ZM22 2L20 3L21 5L19 6V8L17 9V10H21V8H24L23 9V13H22V11L20 12V11H17V12H19V13H17V14H24V10H25V12L27 11L26 10V6H27V4H26V1H25V4H23ZM40 3V2H39ZM38 3V4H39ZM58 3V2H57ZM61 3V2H60ZM63 3H65V1L63 2ZM72 3H73V0H72ZM72 3L70 2V4L72 5ZM78 3L76 4V3H74L76 6H77V9L79 10V5H78ZM105 3H107V4H109L108 2H105ZM139 3V4H138ZM138 3H137V8H135V12H136V14H137V17L139 18V20H140V22L142 21V23H143V25L144 26H146L147 27V25L153 30L152 31V35H151V39H150V44L152 45L151 46V48H152V51L150 50V49H148L149 50V52H150V57L152 58V61H154L152 64H150V68H149V66H148V69L147 70H149V71H156V73L158 72V71H162V72H170V73H172V72H175V74L177 73V74H179V75H197L198 74V72H201V71H208V72H210V71H212V70H214L213 69V64L210 62V59H208L209 57H210V53H208V52H213L212 50H216V51H218L217 49H215L217 46H216V44H212V42L209 44V43H203V41H202V38H200V37H202V33H201V31H203V33L204 34H206V36L207 35H209L210 36V39L208 40V41H212V37H213V39L215 38L214 36V34H217L216 32H218V30L220 29V31H219V33L221 32V28L223 27V26H226V25H230V26H228V27H231V25L232 26H234V27H236V26H240V27H243V28H245L246 29V32L249 30V29H251V30H253L252 28V26H254V24L256 25H258V24H260L261 22V24L260 25H262L263 26V23H264V9H263V11H262V7H264V0H141V1H138ZM70 4H69V6H70ZM107 4H104V5H107ZM12 5H13V2H12ZM26 5V6H25ZM39 5V6H40ZM44 5H42V6H44ZM57 5V4H56ZM82 5H83V3H82ZM25 6V7H24ZM32 9L34 8V5L32 4ZM42 6H41V8H42ZM59 6V5H58ZM57 6V7H58ZM75 6V7H76ZM85 6V5H84ZM103 6V5H102ZM14 7V6H13ZM35 7H37V6H35ZM61 6H59V8H60ZM66 7V6H65ZM105 7V6H104ZM59 8H57V12H58V9ZM68 8V7H67ZM106 8H108L109 10H110V7H108V6H106ZM9 9H10V7H9ZM37 9V8H36ZM46 9V8H45ZM70 9H72V8H70ZM76 9V10H77ZM261 9V10H260ZM31 10V9H30ZM43 10V9H42ZM48 12L50 11V9L48 10V8L46 9ZM12 11H14V10H12ZM32 12L31 13H29V14H33V11L34 10H31ZM44 11V10H43ZM59 11H61V10H59ZM106 11V10H105ZM9 12H10V10H9ZM37 12V11H36ZM42 12V11H41ZM53 12V11H52ZM70 12V11H69ZM102 12H104V11H102ZM110 12V11H109ZM11 13V12H10ZM9 13V14H10ZM38 13V12H37ZM44 13V12H43ZM42 13V16L44 15ZM46 14H47V12H45ZM61 13V12H60ZM72 13V12H71ZM70 13V14H71ZM21 14V16H23ZM45 14V15H46ZM50 14H51V11H50ZM53 14V13H52ZM58 14H59V12H58ZM73 14V13H72ZM93 14V13H92ZM104 15V17L106 16V12H104L103 13ZM108 14V13H107ZM33 15H35V17H36V13H34ZM38 15H41V13H38ZM44 15V16H45ZM49 15V14H48ZM48 15H46V16H48ZM54 15H55V13H54ZM109 15V14H108ZM107 15V16H108ZM18 16V15H17ZM52 16V15H51ZM51 16H50V19H51ZM59 16V15H58ZM94 16V15H93ZM98 16V15H97ZM106 16V17H107ZM1 17V16H0ZM2 17H4V16H2ZM1 17V18H2ZM6 17V16H5ZM8 17H10V15H8L6 18H8ZM12 17V16H11ZM53 17V16H52ZM105 17V19H107ZM109 17H110V15H109ZM111 17H112V15H111ZM18 18V17H17ZM20 18V17H19ZM27 18V17H26ZM30 18H32V16L30 15ZM37 18V17H36ZM45 18V17H44ZM48 18H49V16H48ZM48 18H45L46 20H48ZM55 18V17H54ZM57 18V17H56ZM67 19H68V17H66ZM73 18V17H72ZM77 18V17H76ZM85 18V17H84ZM83 18V19H84ZM3 19V18H2ZM9 19V18H8ZM32 19H35L34 17L32 18ZM49 19V20H50ZM74 19V18H73ZM72 19V20H73ZM80 19H82V18H80ZM82 19V20H83ZM110 19H112V18H110ZM110 19H108V20H110ZM128 19V18H127ZM1 20V19H0ZM10 20V19H9ZM18 20V22H17V24H16V26H18V23H20L21 24V26H22V24L23 23H21L20 22V20L19 19H17ZM39 20H42L41 18L39 19ZM45 20V22L44 23H46L47 21ZM49 20H48V22H49ZM85 20V19H84ZM132 20V19H131ZM130 20V22H132ZM138 19H137V23H138V21H139ZM29 21H31V19L29 20ZM51 21V20H50ZM74 21V20H73ZM76 21H77V19H76ZM79 21V20H78ZM125 21V20H124ZM127 21V20H126ZM134 21H136V20H133V23H134ZM22 22H23V19H22ZM42 23L43 22V20L42 21H39L38 23ZM52 22V21H51ZM51 22H49V23H47V25H45V26H48ZM64 22V21H63ZM108 22V21H107ZM25 24L27 23V21L26 22H24ZM69 23V22H68ZM75 23V22H74ZM81 23H83L82 21H81ZM85 23V22H84ZM96 23H97V21H96ZM162 23H168V24H170L171 26H173V28H174V31L173 30H171L170 28V32L171 33H169V34H171V36H169L170 37V40H169V42H167V40H168V37H167V35H163L162 37L160 36V34L162 33L161 31H159L158 29L160 28V29H162L163 30V28H165V27H161V25L163 26H165V24H162ZM24 24V26H26ZM64 24V23H63ZM94 24L95 23H93V26H94ZM98 24V23H97ZM132 26L134 25V24H132V23H130ZM217 24H224L221 28H217ZM15 25V24H14ZM36 25H37V23H36ZM67 25V24H66ZM65 25V26H66ZM76 25H79L78 23L76 24ZM76 25H74V26H76ZM81 25V24H80ZM85 25V24H84ZM96 25V24H95ZM107 25V24H106ZM105 25V26H106ZM160 25V26H159ZM219 25H218V27H219ZM260 25H258V26H256L257 28H260L261 26ZM12 26V25H11ZM27 26H28V24H27ZM30 27H32V25H29ZM41 26V25H40ZM50 27H51V25H49ZM64 25H63V27H65ZM68 26V25H67ZM66 26V27H67ZM117 25H116V23L115 24H112V26H111V24L110 25H108V27L110 28V29H112L111 31H113V29H114V27H115V29L117 30V28H118V31H119V28H120V26L118 27H116ZM132 26H130L129 25V27L131 28ZM158 26H159V28H158ZM167 26V25H166ZM216 26V27H215ZM19 27V26H18ZM65 27V28H66ZM69 27V26H68ZM67 27V28H68ZM87 27V26H86ZM100 27V26H99ZM107 27V26H106ZM128 27V28H129ZM184 27H191V28H193V31H192V29H191V31L190 32H188L187 34L185 33V32H180V30L179 29H183ZM212 27H215L216 29H212ZM227 27V26H226ZM234 27H231V28H234ZM240 27L238 28L239 30L238 31H240ZM264 27V26H263ZM39 28V27H38ZM42 28V27H41ZM44 28V31H46V29H45V27H43ZM64 28V29H65ZM70 28H72V27H70ZM75 28V27H74ZM78 28H80L79 26H78ZM77 28V30H79ZM83 28H84V26H83ZM90 27H88V29H89ZM108 28V29H109ZM122 28H124V27H122ZM129 28V30L127 29H125V30H123L122 32H123V34H121L122 32H120V36H119V34L117 33L118 31H116L115 32V30H114V32L113 33H110V29H109V32H108V37L110 36V35H113V36H110L109 38H110V41H109V43H112L111 44V46H112V51H114L115 53H116V55H114V57L115 56H117V54H119V53H117L115 50H119L118 48L120 47H122L121 49L122 50H124L125 51V53L129 50V48H128V50H126V48L124 49V47L126 46V44L125 45H122L121 46V41H124L125 42V39H123V38H126V41H127V38H128V40H129V42L131 43V44H133L134 45V42L135 41H137V44L136 45H138L139 44V40L141 39V41H142V38L144 37H146V38H148L146 35H149L150 33H151V31L149 32V30H150V28H148V34H146L145 33V31L144 32H140L138 35H140L142 38H140L138 35H137V33L138 32H135V33H132V32H134V30H132L133 28H131L130 29ZM158 28V29H157ZM168 28V27H167ZM209 28H211L210 30H209ZM34 29V28H33ZM36 30H37V28H35ZM49 29V28H48ZM63 29V30H64ZM88 29H86V31L88 30ZM107 29V28H106ZM105 29V30H106ZM218 29V30H217ZM82 30V29H81ZM121 30V29H120ZM130 30H132L131 31V34H133V35H130ZM166 30V29H165ZM165 30H163V31H165ZM204 30H205V32H204ZM206 30H207V32L208 33H211L212 34V36L210 35V34H207L206 33ZM215 30H217V31H214ZM11 31V30H10ZM65 31V30H64ZM68 31V30H67ZM72 31V30H71ZM107 31V30H106ZM124 31H126V32H124ZM127 31H129V35H128V33H127ZM161 32L159 35H157L159 32ZM167 31H168V29H167ZM186 31V30H185ZM236 31H237V29H236ZM13 31H11V33H12ZM35 32H38V31H35ZM62 32V31H61ZM83 32V31H82ZM84 32H85V30H84ZM88 32V31H87ZM87 32H85V33H87ZM155 32V33H154ZM158 32V33H157ZM214 32V33H213ZM226 32V31H225ZM242 32H244L245 33V31L244 30H242ZM252 32V31H251ZM250 31H249V34L251 33ZM254 32V31H253ZM3 32H2V30H1V34H2ZM9 33V32H8ZM63 33V32H62ZM65 33V32H64ZM69 33H73V32H69ZM69 33H65V35H67L68 34V37L67 38H69L70 37V34ZM78 33H80V32H78ZM84 33V35L86 36V35H88V34H85ZM110 33V34H109ZM126 33V34H125ZM167 33V32H166ZM219 33L217 34V35H219ZM0 34V35H1ZM5 34H6V32H5ZM14 33H12L11 34V37H12V35H13ZM37 35H38V33H36ZM74 34V33H73ZM144 34V35H143ZM146 34V35H145ZM154 34V35H153ZM220 34H222V33H220ZM246 34V33H245ZM244 34V35H245ZM7 35H9V34H7ZM48 35V34H47ZM76 35V34H75ZM84 35H82V36H84ZM162 35V34H161ZM193 35H196V38H194L193 37ZM199 35V36H198ZM222 35H224V34H222ZM247 35H248V33H247ZM5 36V35H4ZM79 36H81V34L79 35ZM78 36V37H79ZM81 36V37H82ZM84 36V37H85ZM88 36H90V34L88 35ZM232 36V35H231ZM10 37V38H11ZM40 37V36H39ZM74 35H72L70 38L71 39H74V40H77L78 39V41H79V38L78 37H74ZM80 37V40H82L83 41V43H85V44H88V43H86V42H91V41H89L90 39H88V37L86 36V38H87V40L88 41H84L85 39L84 38H81ZM95 37H98V36H95ZM114 37V38H113ZM123 37V38H122ZM235 37V36H234ZM238 36H236V38H237ZM4 38V37H3ZM63 38H65V37H63ZM77 38V39H76ZM90 38V37H89ZM123 40H122V39ZM145 38V39H146ZM150 38V37H149ZM148 38V39H149ZM166 40H165V39ZM204 38V37H203ZM227 38H228V36H227ZM227 38H225V39H227ZM5 39V38H4ZM61 39H62V37H61ZM70 39V40H71ZM97 39H100V38H97ZM121 39V40H120ZM217 39V38H216ZM219 39V38H218ZM217 39V40H218ZM245 39V38H244ZM264 39V38H263ZM66 40V39H65ZM64 39H63V41L64 42H66V41H68V40H66L65 41ZM73 40V41H74ZM112 40V41H111ZM230 40H232V39H230ZM247 40V39H246ZM4 41V40H3ZM72 41V40H71ZM70 41V42H71ZM96 41V40H95ZM165 41V42H164ZM204 41H207V40H204ZM2 42V41H1ZM0 42V43H1ZM8 42H10V41H8ZM12 42H14V41H12ZM64 42H63V44H64ZM128 42V43H129ZM143 42H144V39H143V41H142V43L141 44H143ZM147 42V41H146ZM231 41H229L228 43H230ZM245 42V41H244ZM53 44H54V42H52ZM74 43V42H73ZM73 43H70V45H65V48H67V46L69 47V46H72V44ZM217 43V42H216ZM231 43H233V42H231ZM251 43H253V42H251ZM18 44V43H17ZM32 44V43H31ZM30 44V45H31ZM66 44H69V42H67ZM77 44V46H74V47H79L78 46V43H76ZM84 44V45H85ZM92 44V43H91ZM119 44H120V46H119ZM122 44H123V42H122ZM209 44V45H208ZM240 44V43H239ZM238 44V46H240ZM2 45V44H1ZM7 45V44H6ZM13 45V44H12ZM16 45V44H15ZM33 45V44H32ZM136 45H134V46H136ZM211 45L213 46L212 48H211ZM215 45V46H214ZM229 44H227V46H228ZM232 45V44H231ZM230 45V46H231ZM248 45V44H247ZM255 44H253V46H254ZM256 45L259 47L261 44L259 43V42H257L256 43ZM88 46H89V44H88ZM133 46V47H134ZM226 46V47H227ZM233 46V45H232ZM237 46V47H238ZM249 46H252V45H249ZM3 47H5V45L3 46ZM64 47V46H63ZM118 47V48H117ZM126 47H129V46H126ZM147 47H149V43H148V46ZM215 47V48H214ZM256 47V46H255ZM10 48V47H9ZM13 48V47H12ZM21 48V47H20ZM59 48H60V46H59ZM86 49L85 47H83V46H80V49ZM89 48H91V47H89ZM117 48V49H116ZM131 48H132V46H131ZM150 48V47H149ZM262 48H264L263 46H262ZM24 49V48H23ZM22 49V50H23ZM210 49H211V51H210ZM227 49V48H226ZM235 49L237 50V52L235 53H227L226 52V54H224V55H226L224 58H230L229 56H231V58L232 59H234L235 60V62H234V69H235V71H239V70H244L245 69V65H246V61L244 60V58H242L241 59V57H239V56H241L242 55V52H243V49L241 48L240 49V47L237 49L236 47H235ZM67 51H71L72 52V50H68V48L66 49ZM86 50H89L88 48L86 49ZM111 50V49H110ZM222 50V49H221ZM245 50V49H244ZM247 50V49H246ZM258 50V49H257ZM15 51H16V49H15ZM20 51V50H19ZM40 51V50H39ZM39 51H37V54H38V52ZM41 51H42V49H41ZM75 51V50H74ZM96 51L98 52V49H96ZM220 51V50H219ZM228 51V50H227ZM239 51V52H238ZM261 51V50H260ZM43 52V51H42ZM76 52V51H75ZM95 52V51H94ZM97 52H95L94 53V55H93V57H100L98 54L96 55V53ZM106 52V51H105ZM111 52V51H110ZM128 52H130V51H128ZM146 52V51H145ZM249 55H251L252 57H256L257 56V59H259V55H257V53L259 52V50L257 51V52H255V51H249V49H248V51H246ZM16 53V52H15ZM20 53V52H19ZM41 53V52H40ZM112 53V52H111ZM130 53H132V52H130ZM216 54H217V52H215ZM218 53H220V52H218ZM221 53H222V51H221ZM220 53V54H221ZM9 54H11V53H9ZM23 54V53H22ZM67 54V53H66ZM72 54V53H71ZM113 54V53H112ZM216 54H215V57L216 58H218L217 56H216ZM222 54V56H224ZM12 55H14V54H12ZM11 55V56H12ZM17 55H18V51H17ZM40 55V54H39ZM87 55H88V53H87ZM90 55V54H89ZM132 55V54H131ZM134 55V54H133ZM211 55H214L213 53L211 54ZM219 55V54H218ZM263 55V56H262ZM38 56V55H37ZM41 56V55H40ZM58 56H60L59 54H58ZM85 56V55H84ZM120 56V55H119ZM119 56H117V57H119ZM127 56V55H126ZM222 56H220L219 58H223ZM43 57V56H42ZM64 57V56H63ZM95 57V58H96ZM122 57H124V56H122ZM214 56H213V58L212 59H214L215 58ZM251 57V58H252ZM262 57V58H261ZM261 59H263L264 58V52L262 51V53H261ZM28 58V57H27ZM36 58V57H35ZM107 58V57H106ZM150 58V59H151ZM215 58V59H216ZM223 58V59H224ZM246 58H249L250 59V57L247 55L246 56ZM32 59V58H31ZM42 59V58H41ZM40 59V60H41ZM61 59L62 58H60V60L58 61L59 63H61L60 61H61ZM129 59H131L130 57H129ZM222 59V63H223V60ZM261 59H260V62H262L261 61ZM13 60V59H12ZM56 60H57V58H56ZM63 60V59H62ZM85 60V59H84ZM88 60V59H87ZM87 60H85L86 61V63L85 64H87L88 62H87ZM98 60V59H97ZM114 60V59H113ZM120 61H126V60H123L122 58L121 59H119ZM118 60V61H119ZM137 60V59H136ZM226 60V59H225ZM25 61V60H24ZM26 61H28V59L26 60ZM25 61V62H26ZM30 61V60H29ZM28 61V62H29ZM53 61H55V60H53ZM64 61V60H63ZM84 61V62H85ZM99 61H101V57H100V60ZM119 61V62H120ZM128 61V62H127ZM125 63H129V60H127ZM3 62V61H2ZM6 62L7 61H5V63L4 64H6ZM28 62H26V64H25V66L28 64ZM50 62V59H48V63ZM134 62V61H133ZM137 62V61H136ZM257 62H259V61H257ZM264 62V61H263ZM11 63V62H10ZM15 63V62H14ZM21 62H19L18 64H20ZM31 63V62H30ZM43 63V62H42ZM47 63V62H46ZM55 63V62H54ZM53 63V64H54ZM58 63V64H59ZM100 63V62H99ZM115 63V62H114ZM130 63H132V60L130 61ZM129 63V64H130ZM135 63V62H134ZM145 63V62H144ZM214 63V62H213ZM225 63V62H224ZM32 64V63H31ZM35 64H37V63H35ZM64 64V63H63ZM116 64V63H115ZM122 64V63H121ZM261 64V63H260ZM16 65V64H15ZM43 65V64H42ZM61 64H59L58 65V67L60 66ZM92 65V64H91ZM91 65H89V66H91ZM114 64L112 63V66H113ZM122 65H124V63L122 64ZM130 65H132V64H130ZM146 65V64H145ZM216 66H217V64H215ZM214 65V66H215ZM229 65V64H228ZM227 65V66H228ZM5 66V65H4ZM17 66V65H16ZM28 66H30V68L33 66H31V65H28ZM57 66V65H56ZM135 66V65H134ZM214 67V68H216L217 69V67ZM0 67H1V65H0ZM6 67H7V65H6ZM19 67H21V66H19ZM34 67H35V65H34ZM38 67V66H37ZM53 67V66H52ZM61 67H62V65H61ZM93 67H95L96 68V65H93ZM97 67H98V65H97ZM115 67V66H114ZM114 67H112V71L114 72V73H118V69L117 68H114ZM146 67V66H145ZM219 67V66H218ZM39 68V67H38ZM41 68V67H40ZM92 68V66L90 67V69ZM127 68V67H126ZM10 69H12V68H10ZM21 69L22 68H20V71H21ZM25 69H27V68H25ZM24 69V67H23V70H25ZM29 69V68H28ZM34 69H36V68H34ZM33 69V70H34ZM53 69V68H52ZM54 69H55V67H54ZM57 69V68H56ZM115 69V70H114ZM129 69V70H128ZM128 69H126V70H128V72L130 71V68H128ZM219 69H220V67H219ZM239 69V70H238ZM18 70H19V68H18ZM22 70V71H23ZM30 70H32V69H30ZM32 70V71H33ZM92 70V69H91ZM97 70V69H96ZM221 70H223V69H220V73H222V71ZM1 71V70H0ZM10 71H12V70H10ZM31 71V72H32ZM41 71V69L39 70V72ZM120 71V70H119ZM132 71V70H131ZM2 72V71H1ZM17 72H19V71H17ZM25 72V71H24ZM36 72H38V69L36 70ZM35 72V70H34V73H36ZM55 72V71H54ZM59 72V71H58ZM57 72V73H58ZM92 72H93V70H92ZM134 72V71H133ZM136 72V71H135ZM143 72V71H142ZM145 72V71H144ZM143 72V73H144ZM214 72V71H213ZM224 73H225V71H223ZM29 73V72H28ZM34 73H31L32 75L34 74ZM121 73V72H120ZM155 73V72H154ZM202 73V72H201ZM216 73H218L219 74V72H216ZM224 73H223V75H224ZM31 74H30V78H31ZM38 74V73H37ZM97 74V73H96ZM130 72L127 74L128 75V78L130 79V75H132V74H130ZM146 74H148V71L146 72ZM149 74H151V73H149ZM158 74V73H157ZM165 74H167V73H165ZM200 74V73H199ZM198 74V75H199ZM212 73L210 72V74L209 75H211ZM19 75H20V73H19ZM25 75V74H24ZM59 74H57V76H58ZM93 75H95V73L93 74ZM116 75V74H115ZM114 75V76H115ZM121 75H122V73H121ZM121 75H119V76H121ZM123 75H125V74H123ZM122 75V76H123ZM126 75V76H127ZM134 76H135V73L133 74ZM133 75H132V77H131V79H130V81L132 80V78H133ZM138 75V74H137ZM159 75V74H158ZM172 75H173V73H172ZM181 75V76H182ZM222 75V74H221ZM17 76V75H16ZM22 77H23V75H21ZM96 76V75H95ZM121 76V77H122ZM139 76V75H138ZM141 76V75H140ZM178 76V75H177ZM201 76V75H200ZM207 76V75H206ZM217 76V75H216ZM225 76V75H224ZM18 77V76H17ZM20 77V76H19ZM21 77V78H22ZM29 77V76H28ZM28 77L26 78V79H28ZM33 77L35 78V75H33ZM40 77V76H39ZM94 77V76H93ZM117 77V76H116ZM155 77V76H154ZM157 77V76H156ZM182 77H185V76H182ZM181 77V78H182ZM202 77V76H201ZM226 77H228V76H226ZM110 78V77H109ZM123 78V77H122ZM124 78H125V76H124ZM123 78V79H124ZM135 78V77H134ZM133 78V79H134ZM137 78V77H136ZM148 78H152V77H148ZM180 78V77H179ZM185 78H187V77H185ZM185 78H184V80H185ZM205 78H207V77H205ZM210 78V77H209ZM59 79V78H58ZM61 79V78H60ZM188 79V78H187ZM208 79V78H207ZM29 80V79H28ZM53 80V79H52ZM110 80V79H109ZM108 80V81H109ZM160 80V79H159ZM47 81H48V79H47ZM55 81H57V79H55ZM120 81V80H119ZM152 81V80H151ZM190 81V80H189ZM198 81V80H197ZM58 82V81H57ZM126 82L129 84V80L126 78ZM142 82V81H141ZM144 82V81H143ZM191 82V81H190ZM201 83L200 84H202V80L200 81ZM211 82V81H210ZM48 83V82H47ZM50 83V82H49ZM131 84L133 83L132 81L130 82ZM146 83V82H145ZM151 83V82H150ZM153 83V82H152ZM183 83H185V82H183V79H178L177 81H175L174 82V85H176L175 87H178V86H180V88H183L184 90L186 89H188V87L187 88H185V86H183ZM52 84V83H51ZM118 84L119 85H121V81H120V83L118 82ZM127 84V85H128ZM131 84H129V85H131ZM134 84V83H133ZM132 84V85H133ZM199 84V85H200ZM24 86L26 85V84H23ZM119 85H117V86H119ZM126 85V84H125ZM135 85V84H134ZM133 85V87L135 88V86ZM173 85V86H174ZM27 86V85H26ZM154 86H158V85H154ZM153 86V87H154ZM169 86V85H168ZM22 87V86H21ZM121 87V86H120ZM174 87V88H175ZM205 87V86H204ZM25 88V87H24ZM69 88V87H68ZM144 88V84L143 83H140L139 84V86H138V89L140 90V89H143ZM160 88V87H159ZM166 88V87H165ZM173 88V89H174ZM26 89L27 88H25L24 90L26 91ZM70 89H72V88H70ZM69 89V90H70ZM77 89V88H76ZM177 89V88H176ZM181 90V94L182 93H184L183 91L184 90ZM196 89L198 90V88H194V90L192 89V92H193V94H191V92H190V94L191 95H197L198 94V92L196 91ZM261 89V88H260ZM264 89V88H263ZM27 90H29V89H27ZM51 90H53V89H51ZM67 90V89H66ZM68 90V91H69ZM98 90V89H97ZM101 90V89H100ZM205 90V89H204ZM259 90V89H258ZM67 91V94H69V92ZM74 91V90H73ZM78 91V90H77ZM157 91H159V90H157ZM167 91V90H166ZM202 91V90H201ZM255 91V90H254ZM253 91V92H254ZM53 93H54V90L52 91ZM58 92V91H57ZM99 92H101V91H99ZM130 92H132V90L130 91ZM135 92H137V91H135ZM160 92V91H159ZM199 92H200V89H199ZM203 92V91H202ZM59 93V92H58ZM73 93V92H72ZM76 93V92H75ZM79 93V92H78ZM102 93V92H101ZM101 93H99L100 95H101ZM118 93V92H117ZM197 93V94H196ZM211 93V92H210ZM52 94V93H51ZM60 94H62V92H60ZM70 94H71V92H70ZM69 94V95H70ZM159 94V93H158ZM185 94V93H184ZM184 94L183 95H181V96H183L184 97ZM255 94V93H254ZM253 94V95H254ZM56 95L57 96H59L57 93H56ZM79 95V94H78ZM88 95V94H87ZM100 95H98V98L99 97H101ZM107 95H108V93H107ZM112 95V94H111ZM110 95V96H111ZM130 95V94H129ZM169 95V94H168ZM198 95H200V94H198ZM215 95V97H216V94H214ZM226 95V94H225ZM224 95V96H225ZM73 96V95H72ZM77 96V95H76ZM80 96V95H79ZM92 96H94V95H92ZM95 96H96V94H95ZM103 96V95H102ZM104 96L106 97V98H104V97H102V98H104V100H102V102L103 101H105V102H103L104 104L105 103H109L110 104V101L108 102V97L104 94ZM118 96V95H117ZM126 95H124V96H120V97H125ZM153 96L155 97L156 96V92H155V94H153ZM175 96H177V98H176V100L177 101H180V95H179V93H176V95ZM175 96H174V99H175ZM260 96V95H259ZM261 96L262 97H264L263 95H262V93H261ZM56 97V96H55ZM54 97V98H55ZM97 97V96H96ZM96 97H95V99L93 98V100L92 99H90L91 100V105L89 104V102H88V104H89V107L91 108V106L93 107L94 106V104L93 103H95L96 101H98L99 102V99L98 100H96ZM152 97V96H151ZM154 97H152V99H153V102L154 101H156V99H157V97H155V100H154ZM261 97V98H262ZM53 98V99H54ZM67 98V97H66ZM74 98L76 99V97H75V95H74ZM88 98H89V96H88ZM126 98V97H125ZM148 98V97H147ZM160 98V97H159ZM158 98V99H159ZM210 98V97H209ZM222 98V97H221ZM240 98H242V97H240ZM52 99V101H54ZM62 99H64L63 98V94H62ZM81 99H82V97H81ZM110 99V98H109ZM121 99V98H120ZM150 99V98H149ZM152 99H151V101H152ZM161 99V98H160ZM162 99H163V101H162ZM161 99V101H159V104L160 105H162L160 102H164V101H166V100H164V98H162ZM173 99V98H172ZM236 99V98H235ZM263 99V98H262ZM33 100V99H32ZM43 101H45L44 99H42ZM95 100V101H94ZM114 100V99H113ZM113 100H112V102H113ZM122 100V99H121ZM124 100V99H123ZM126 100V102L129 100V98L127 99H125ZM223 100V99H222ZM243 100V99H242ZM241 100V101H242ZM82 101V100H81ZM92 101H94V102H92ZM116 101H119V103L121 104V102H124V101H120V100H116ZM130 101V100H129ZM191 101V100H190ZM32 103L34 102V101H31ZM51 102V101H50ZM54 102H56V101H54ZM61 102V101H60ZM100 102H101V99H100ZM112 102H111V104H112ZM188 102H189V100H188ZM193 102V101H192ZM191 102V103H192ZM201 102V101H200ZM203 102V101H202ZM244 102V101H243ZM242 102V103H243ZM251 102V101H250ZM40 103V101L38 102V104ZM43 103V102H42ZM45 103V102H44ZM43 103V104H44ZM52 103V102H51ZM62 103H64V102H62ZM79 103H80V101H79ZM125 103V102H124ZM129 104L131 103V102H128ZM157 102H155V104H156ZM181 103V102H180ZM204 103V102H203ZM233 103V102H232ZM232 103H229L230 105H233L234 106V112H231V113H233L232 115H233V120H232V122H231V125L233 124V121L235 120V123L233 124V127H235V129L236 128H239L240 126H241V123L243 122V121H245V119H247V117H248V115H245V114H251L253 111H251L250 112V108H251V106L252 105H248L247 104V102L245 101L244 103L246 104V105H248L249 106V112H248V110H247V112L245 111V113H244V110H243V112H242V110H241V112H240V110H238L237 108V105L236 104H232ZM236 103V102H235ZM243 103V104H244ZM258 103H260V102H258ZM37 104V102L35 103V105ZM57 104H59V101L57 102ZM95 104H97V102L95 103ZM101 104V103H100ZM109 104H106V105H109ZM109 105V107L110 106H112V105ZM153 104V106L155 105L154 103H148V105L149 106H146V108H145V106L144 107H142L143 108V110H144V108L147 110V108L149 107V108H151L152 105ZM158 104V103H157ZM156 104V105H157ZM165 104V103H164ZM179 104V103H178ZM193 104V103H192ZM205 104V103H204ZM228 104V106H230ZM238 104V103H237ZM255 104V103H254ZM47 105H48V103H47ZM80 105H81V103H80ZM83 105V104H82ZM85 105V104H84ZM99 105V104H98ZM101 105H103V104H101ZM106 105H103L104 107L106 106ZM144 105H147V104H144ZM166 105V104H165ZM165 105H163V106H165ZM189 105V104H188ZM188 105L186 106V104H185V106L186 107H188ZM218 105V104H217ZM227 105V104H226ZM32 106H34V103L32 104ZM41 106V105H40ZM39 106V107H40ZM69 106V105H68ZM96 106V105H95ZM131 106H133V105H131ZM162 106V107H163ZM179 106V105H178ZM183 106V104L181 105V107L179 108V109H181V112H183V111H185V112H187L188 113V108H184V107H182ZM191 106L192 105H190V108H191ZM225 106V105H224ZM35 107V106H34ZM42 107V106H41ZM66 107V106H65ZM78 107H81V106H79L78 105ZM77 106H76V108H78ZM116 108L118 107L119 109H121L118 105L117 106H115ZM114 107V108H115ZM122 107V106H121ZM141 107V106H140ZM177 107V106H176ZM236 107V108H235ZM256 107V106H255ZM258 107V106H257ZM263 108H262V110L264 109V106H262ZM31 108V107H30ZM29 108V109H30ZM61 108V107H60ZM95 108V107H94ZM106 109H111V110H114L113 109V106L111 107V108H107V106L105 107ZM139 108V107H138ZM153 108V107H152ZM155 108V107H154ZM153 108V111H152V115L155 113L156 114V117L155 118H158L159 119V117L161 116V114L159 113V108H158V111H157V108H155L154 109ZM170 108V107H169ZM173 108V107H172ZM186 109V110H184V109ZM193 108H195V104H193ZM197 108H199L200 109V107H198L197 106ZM202 108V107H201ZM204 108V107H203ZM260 108V107H259ZM63 109V108H62ZM67 109V108H66ZM68 109H69V107H68ZM171 109V108H170ZM182 109H183V111H182ZM217 109V108H216ZM231 109V108H230ZM229 109V110H230ZM242 109V108H241ZM258 109V108H257ZM31 110V109H30ZM29 110V111H30ZM34 110V109H33ZM64 110V109H63ZM80 110V109H79ZM82 110V109H81ZM98 110V109H97ZM149 110V113L148 114H150L151 113V111H150V109H148ZM205 110V109H204ZM237 110H238V112L239 113H244L243 114V116L240 118V117H237L238 115L240 116V114H237L238 112H237ZM253 110H254V108H253ZM260 110V109H259ZM28 111V110H27ZM43 111H47V110H43ZM66 111V110H65ZM64 111V112H65ZM83 111H84V109H83ZM83 111H81V113L83 112ZM138 111V110H137ZM145 111V110H144ZM191 111V110H190ZM235 111L237 112L236 114H234L235 113ZM264 111V110H263ZM48 112V111H47ZM68 112V111H67ZM66 112V113H67ZM139 112V111H138ZM141 112V111H140ZM254 112H256L255 110H254ZM27 113H29V112H27ZM26 113V114H27ZM30 113H32V112H30ZM52 113V112H51ZM65 113V114H66ZM80 113V112H79ZM83 113H85V112H83ZM90 113H91V110H90ZM158 113V114H157ZM184 113V112H183ZM193 113V112H192ZM214 114H215V112H213ZM226 113V112H225ZM261 113V112H260ZM263 113V112H262ZM262 113L261 114H259L260 115V120H261V122H263L262 120H264V118H262ZM37 114V113H36ZM56 114V113H55ZM69 114H71L70 112H69ZM68 114V115H69ZM86 114V113H85ZM89 114V113H88ZM93 114V113H92ZM186 114V113H185ZM190 114V113H189ZM219 114V113H218ZM230 114V113H229ZM37 115H39V113L37 114ZM58 115V114H57ZM63 115V114H62ZM67 115V116H68ZM101 115V111H100V114H99V116ZM141 115V114H140ZM157 115H159V117H157ZM162 115L164 116V117H166L163 113H162ZM188 115V114H187ZM194 115V114H193ZM236 116V118H235V116ZM252 115V114H251ZM256 116H258V114L256 113L255 114ZM253 116V119L252 120H254L255 122H256V120H257V118L259 117H256V116ZM27 116V115H26ZM88 116V115H87ZM98 116V117H99ZM142 116H143V114H142ZM141 116V117H142ZM217 116V115H216ZM247 116V117H246ZM263 116H264V114H263ZM31 116H29V118H30ZM38 117V116H37ZM101 117H103V116H101ZM100 117V118H101ZM141 117H138V118H141ZM163 117V119H167V118H164ZM252 117V116H251ZM256 118V120H255V118ZM26 118V117H25ZM32 118V117H31ZM36 118V117H35ZM34 118V119H35ZM40 118V117H39ZM38 118V119H39ZM99 118V119H100ZM191 118H193V117H191V115H190V117H189V122H190V124L192 123V122H194V123H192V125L190 126V128H189V130H190V134H191V131H196V133L198 132V134L200 135V138L201 139H203L204 140V142H202V141H200L201 142V144H203V145H205V146H200V147H207V150H210V151H212V152H214L215 151V149H217V147H219V142L215 139V135H213V134H210V133H207L206 131H201L200 132V129L198 128V127H196V126H198V122H197V120H196V122H195V119H191ZM217 118V117H216ZM238 118H240L239 120H242V121H239L238 120ZM245 118V119H244ZM83 119V118H82ZM87 119V118H86ZM98 119V118H97ZM137 119V118H136ZM191 119V120H190ZM227 119H230V116H229V118L227 117ZM244 119V120H243ZM259 119V118H258ZM33 120V119H32ZM139 120V119H138ZM161 120H162V116H161ZM217 120V119H216ZM236 120H237V122H239L238 124H237V122H236ZM250 120V119H249ZM259 120V121H260ZM62 121H63V119H62ZM140 121V120H139ZM144 121H145V119H144ZM149 122H150V120H148ZM157 121V120H156ZM155 121V122H156ZM168 121V120H167ZM192 121V122H191ZM212 121V120H211ZM224 121H226V119L224 120ZM64 122H66V121H64ZM99 121H97V123H98ZM101 122H102V119H101ZM106 122V121H105ZM140 122H142V120L140 121ZM147 122V121H146ZM218 122V124L220 123L219 122V120L217 121ZM216 122V123H217ZM241 122V123H240ZM246 122V121H245ZM251 122V121H250ZM247 123V125L249 124V126H252L253 124V127L254 126H257V124L254 122H251L252 123V125H251V123ZM258 122V121H257ZM260 122V123H261ZM36 124L38 123H40V121L39 122H35ZM42 123V125H43V122H41ZM40 123V124H41ZM48 123V122H47ZM46 123V124H47ZM56 123V122H55ZM122 123V122H121ZM126 123V122H125ZM143 123V122H142ZM142 123H140V124H142ZM152 123V122H151ZM196 123V125H193V124H195ZM216 123H215V125H216ZM228 123H230V122H228ZM259 123V122H258ZM264 123V122H263ZM35 124V125H36ZM45 124V125H46ZM49 124V123H48ZM47 124V125H48ZM101 124V123H100ZM99 124V125H100ZM105 124V123H104ZM147 124V123H146ZM169 124H170V126H171V123L169 122ZM213 124V123H212ZM217 124V125H218ZM256 124V125H255ZM10 125V124H9ZM8 125V126H9ZM51 124H49V126H50ZM103 125V124H102ZM105 125H107V123L105 124ZM135 124H133V126H134ZM216 125V127H218ZM227 125V124H226ZM230 125V124H229ZM228 125V126H229ZM235 125H239V126H235ZM262 125V126H261ZM260 126L261 127H264L263 126V124H261ZM44 126V125H43ZM43 126H42V129H43ZM60 126V125H59ZM138 126V125H137ZM150 126V125H149ZM214 126V125H213ZM221 126V125H220ZM227 126V127H228ZM248 126V130H256V128L257 127H254V129H252V127L250 128ZM258 126H259V124H258ZM259 126V127H260ZM68 127V126H67ZM109 127V126H108ZM117 127V126H116ZM132 125H130L129 123L126 125V127L125 128H123L124 130H125V133L123 132V134H121L122 135V140H123V144L125 145V147H127L128 146V149L129 148H134L135 147V149L137 148V149H141V150H144L145 152H147V153H151V157L152 158H154V160H151V158H149L150 160L149 161H146L147 163L148 162H150V164L154 167H151V168H153V170L147 175V173L145 174L146 175V178L147 177H149L150 175H153L154 177H155V179H156V181H158L159 183H161V184H163L165 187H168V184L170 183V181H169V179H168V177H167V175L169 176L170 175V179H171V181L172 182H174V183H176L175 181H179V179H180V181H179V183L178 184H180L181 183V186L180 187H178L179 185H177V183H176V187H178V189L180 188V190H182L181 189V187H183L182 186V184L184 183H182V180H183V174L181 175V176H178V178H176L177 176H174L173 177V174L171 175V173H175V171L174 172H172L171 171V169L172 168H170V166L171 167H173V169L175 170H179L180 171V169L179 168H181V170L183 169H185V168H187V170L189 171L190 170V172L191 171H193L194 169H195V171H193V172H195V175L196 174H199V175H197L194 179H197V180H201V178H203L204 176H203V173L205 172V170H206V167H205V169L203 168V165H206L205 163H208L209 162V157H211L210 155H212V152H211V154H207L208 152H206V151H204V152H201V153H197L196 152V150H195V148L196 147H198V144H196L195 142H192V144L194 143V145L192 146V144H190L189 145V147L187 146L188 145V143L190 142V141H188L187 142V140L185 139L186 137L189 139V137L191 136V135H188V136H185L184 135V132H182L181 131V135L180 136H178L177 134H175V133H173L172 131H171V133L170 134H168V136L165 138V140H164V142L163 143H165L164 145L163 144H159V141H157V139H155V137L154 136H152V134L149 132L150 130L148 129L149 127L147 126V125H140V126H138V127H136V129L134 128V127H132V128H134L135 129V131L134 130H132ZM199 127H200V124H199ZM215 126H214V128H216ZM230 127V126H229ZM232 127V126H231ZM231 127H230V130H232V131H230L233 135L235 134L236 136L235 137H237V136H239V135H237V134H240V136L242 135V133L240 132V130H239V132L236 134V132H237V130H235L234 128L233 129H231ZM31 129H33L32 127H30ZM40 128V127H39ZM50 128V127H49ZM48 127H46V129L47 130H44V132L43 131H41V134H39L40 136L43 134H47L48 135V133L50 134V132L52 131V129H53V127L52 128H50L49 129ZM102 128V127H101ZM104 129L102 130L103 131V133L101 134V135H99L98 136V134L95 136V138L96 139H98L101 143H103V145L105 144L107 147H108V144H110V143H112V142H115V139L117 140V141H119V136H118V134H117V130H116V132H114L113 131V133H112V131H111V128L109 127V129H107L106 128V126L105 127H103ZM225 128V127H224ZM37 129H38V127H37ZM69 129V128H68ZM171 129L172 130H174V125H173V128L171 127ZM59 130V129H58ZM61 130H62V128H61ZM72 130V129H71ZM123 130V131H124ZM167 130H169L170 131V128L169 129H167ZM183 130V129H182ZM188 129H186V131L188 132L189 131ZM203 130H205V129H203ZM258 130V129H257ZM256 130V131H257ZM259 130H260V128H259ZM28 131H30V130H28ZM38 131H39V129H38ZM60 131V130H59ZM69 131V130H68ZM67 131V133H69ZM165 131V132H164ZM163 131V133H166V130H164ZM184 131V130H183ZM234 131H236L235 133H234ZM31 132V131H30ZM34 132H37V131H35V129H34ZM34 132H31V133H34ZM40 132V131H39ZM38 132V133H39ZM43 132V133H42ZM46 132V133H45ZM71 132V131H70ZM186 132V133H187ZM214 132V131H213ZM246 131H244V133H245ZM247 132H250V131H247ZM253 132V131H252ZM262 132H263V130H262ZM121 133V132H120ZM196 133H194V134H196ZM211 133H212V131H211ZM216 133V132H215ZM251 133V132H250ZM254 133V132H253ZM260 138H259V141L260 140H262L263 142H264V140L262 139L263 137H261V130H260ZM258 133V134H259ZM167 134V133H166ZM198 134H196L198 137H199V135ZM32 135V134H31ZM43 135H42V137H43ZM50 135H52V137L54 136L53 134H50ZM164 135V134H163ZM193 135V134H192ZM196 135H194L195 137H196ZM251 134H249V136H248V138L249 137H252V136H250ZM253 135V134H252ZM33 136V135H32ZM61 138H64L65 139V137H67V135L64 137V135H62L61 134ZM68 136L69 137H67V139L69 140L70 139V134H68ZM157 136V135H156ZM161 136H162V134H161ZM185 136V137H184ZM232 136V135H231ZM239 136V137H240ZM243 136V135H242ZM262 136H264L263 134H262ZM34 137V136H33ZM35 137H36V134H35ZM159 137V136H158ZM192 137V136H191ZM21 138V137H20ZM44 138H45V136H44ZM115 138V139H114ZM219 138V137H218ZM234 138V137H233ZM233 138H232V140H233ZM242 138V137H241ZM243 138H244V136H243ZM14 139V138H13ZM22 139V138H21ZM31 139V138H30ZM33 139V138H32ZM35 139V138H34ZM41 139V138H40ZM62 140V143H64L63 141H65V140ZM85 139V138H84ZM120 139H121V137H120ZM161 139V138H160ZM239 139V138H238ZM38 140V139H37ZM47 140H49V139H47ZM200 140V139H199ZM232 140H231V142L230 143H227V144H225L226 145V152H225V154L227 155V156H225V157H227V160L229 161V164H227V165H230L231 164V166L233 167L232 169H234L233 171L231 170V168H230V166H229V168H230V173L229 172H227V170H229L228 169V166L226 167L227 168V170H225V167H224V176H225V173L227 172V175L229 174H231V176H230V178L233 176V175H236V176H240L239 177V179L241 178H243L244 177V179L242 180L243 181V183H241L242 184V190H240L241 188L240 187H238V188H240V189H237V188H235V183H234V185L232 184V187H234L233 188V190H232V188H231V191L232 192H230V190H229V186H227V185H225V186H227V190L225 191V194H224V192H223V194L225 195L224 197H221V194L219 195L220 196V199L222 200L221 202H220V200H218L217 198H216V196L214 197V198H216V201H219V202H217L218 204H220V203H222L223 204V202H224V208H226V209H230V208H233V207H235V206H237V204L235 205V206H233L232 205V207H231V205H230V203H235V202H237L236 201V199L238 200L239 198H241L240 197V195H238V193L237 192H240V191H247L246 193L247 194H249V195H253V194H255V195H257V193H259V196L261 195V194H263V193H261L260 194V192H263V190H264V175L262 174V172L260 171V169L258 170V169H256L257 168V166H259L260 167V165H263L264 166V163H263V160L261 161L262 162V164H260L259 162V165H257L258 163L256 162L255 163V161H258V160H256V157H255V159H254V153L252 152V151H254V150H251V148H246V149H242L241 150V148H239V147H237L236 146V144H234V140H235V143L237 142L236 140V138H234V140H233V142H232ZM243 140H246L245 138L243 139ZM21 141H23V140H21ZM24 141H26V140H24ZM33 141V140H32ZM44 141L46 142V139H44ZM67 141V140H66ZM65 141V143L67 144H63L65 147L67 146L68 147V145H69V141L68 142H66ZM72 141H74V139H72ZM98 141V142H99ZM191 141H193V140H191ZM261 141V142H262ZM14 142H15V140H14ZM20 142V141H19ZM34 142V141H33ZM35 142H38V141H36L35 140ZM85 142V141H84ZM83 142V144H84V146H85V144H86V146H87V144H89V143H84ZM92 142V141H91ZM185 142L187 143V144H185ZM261 142H259V143H261ZM262 142V143H263ZM77 143V142H76ZM75 143V144H76ZM94 143H97V142H94ZM238 143V142H237ZM29 145H30V143H28ZM37 144V143H36ZM47 143H45V145H46ZM79 144V143H78ZM120 144V143H119ZM26 145V144H25ZM24 145V146H25ZM29 145H27L26 146V148L29 146ZM31 145H33V144H31ZM77 145V144H76ZM90 145H92V143L91 144H89V146ZM97 145H101V144H96V146ZM104 145V146H105ZM223 145V144H222ZM40 146H42L41 144H40ZM39 146V147H40ZM63 146V147H64ZM81 146H82V144H81ZM83 146V147H84ZM102 146V145H101ZM100 146V147H101ZM105 146V147H106ZM32 147V146H31ZM43 147V146H42ZM88 147V146H87ZM100 147H98L99 149H100ZM111 149H112V147L111 146H109ZM120 147V146H119ZM69 148V147H68ZM89 148V147H88ZM93 148L94 149H97V147H92L90 150H93ZM241 150H239V149ZM254 148V147H253ZM29 149H31V148H29ZM70 149V148H69ZM85 149H86V147H85ZM105 148L104 147H102V149H100V150H104ZM117 149V148H116ZM120 149H121V147H120ZM198 149V148H197ZM251 150V151H249V153H248V150ZM64 150H65V148H64ZM99 150V151H100ZM247 150V152H245ZM28 151V150H27ZM79 151V150H78ZM87 151H89V150H87ZM95 151V150H94ZM107 151V150H106ZM106 151H104V152H106ZM111 150H109V152H110ZM120 151V150H119ZM136 151V150H135ZM210 151H209V153H210ZM243 151V152H242ZM69 152V151H68ZM81 152V154H82V152H83V150H81L80 151ZM162 152H168L169 154L167 155H165L164 153H162ZM251 152H252V155H251ZM254 152H256V151H254ZM118 153V152H117ZM147 153H146V156H148L147 155ZM247 153L251 156V158L253 159V163H251V161L252 160H250V156H245V155H247ZM101 154V153H100ZM104 154V153H103ZM140 154V153H139ZM197 154H199L200 155V157H198V155ZM224 154V155H225ZM245 154V155H244ZM257 154H259V153H257L256 152V154L255 155H257ZM84 155V154H83ZM111 155V154H110ZM153 155V156H152ZM10 156V155H9ZM14 155H12L11 157H13ZM104 156V155H103ZM139 156V155H138ZM162 156H163V159H161L162 158ZM246 158H245V157ZM262 156H263V154H262ZM81 157V156H80ZM83 157V156H82ZM107 157V156H106ZM259 157V156H258ZM7 158H9V157H7ZM14 158V157H13ZM68 158V157H67ZM132 158V157H131ZM143 158H144V156H143ZM146 158V157H145ZM103 159V158H102ZM113 159V158H112ZM212 159V161H213V157L211 158ZM250 160V162H249V160ZM4 160V159H3ZM14 160V159H13ZM66 160V159H65ZM64 160V161H65ZM140 160H141V158H140ZM196 160V161H195ZM202 160L204 161L203 162V165H201L202 164ZM248 160V161H247ZM81 161V160H80ZM96 161H97V159H96ZM95 161V162H96ZM101 161V160H100ZM143 161L145 162V160L143 159ZM192 161H193V163L194 162H200L201 161V164L199 163V165H200V167L202 166V168H200V170L202 169V170H204L202 173H201V171H200V173L198 172H196V169H197V171H198V168L196 167V168H194L193 169V165L195 166V164L196 163H194V164H192ZM224 161V160H223ZM37 162V161H36ZM88 162V161H87ZM104 162V161H103ZM130 162V161H129ZM132 162V161H131ZM169 162H171L172 164H173V166L171 165V163L169 164ZM216 163H217V161H215ZM219 162V161H218ZM16 163V162H15ZM22 163H23V161H22ZM93 163V162H92ZM197 163V164H198ZM211 163V162H210ZM209 163V164H210ZM214 163V162H213ZM215 163V164H216ZM67 164H69V162L67 163ZM101 164V163H100ZM10 165V164H9ZM23 165V164H22ZM70 165V164H69ZM142 165V164H141ZM170 165V166H169ZM191 165V166H190ZM80 166V165H79ZM144 166V165H143ZM180 166V167H179ZM191 167V169H190V167ZM263 166H261V168L263 167ZM26 167V166H25ZM28 167H29V169L32 171V172H34L33 170L35 169V167L37 168L38 166H35V164H32V160H31V163L30 164H28ZM134 167V166H133ZM188 167H189V169H188ZM258 167V168H259ZM39 168V167H38ZM131 168V167H130ZM138 168V167H137ZM141 168V167H140ZM143 168V167H142ZM150 168V167H149ZM97 169H98V167H97ZM144 169H146L145 167H144ZM262 169H264V167L262 168ZM261 169V170H262ZM15 170V169H14ZM93 170H95V169H93ZM182 170V171H183ZM17 171V170H16ZM19 171V170H18ZM99 171V170H98ZM101 171V170H100ZM129 171H131V170H129ZM147 171V170H146ZM186 171V170H185ZM184 171V172H185ZM187 171V172H188ZM263 171V170H262ZM22 172V171H21ZM20 172V173H21ZM24 172V171H23ZM32 172H30L32 175H33V184H34V188L33 189H39L40 190V188L42 189L43 187H45L44 185H42V186H40V183L39 182H41V181H39L38 179H35V177H34V174L32 173ZM80 172H82V171H80ZM79 172V173H80ZM168 172H170V173H168ZM12 173H14L13 175H15L16 173L15 172H12ZM61 173V172H60ZM134 173V172H133ZM168 173V174H167ZM186 173V172H185ZM184 173V174H185ZM263 173H264V171H263ZM40 174V173H39ZM38 174V175H39ZM48 174V173H47ZM52 174V173H51ZM135 174H136V176H137V169H136V171H135ZM203 176V177H201L200 178V176L201 175ZM12 175V176H13ZM21 175V174H20ZM27 174H24V176H26ZM30 175V174H29ZM28 175V176H29ZM38 175H36L37 177H38ZM77 175V174H76ZM142 173H141V177H142ZM175 175H176V173H175ZM179 175V174H178ZM194 174H192L191 176H195ZM205 175V174H204ZM19 176V175H18ZM51 176V175H50ZM49 176V177H50ZM61 176V175H60ZM67 176V175H66ZM68 176H70V175H68ZM191 176H189L188 174L186 175V177H191ZM30 177H31V175H30ZM41 177V176H40ZM42 177H43V175H42ZM53 177V176H52ZM52 177L50 178V181L52 180ZM186 177H184V179L186 178ZM235 177V176H234ZM234 177H232L231 178V180L234 178ZM6 178V177H5ZM16 178H17V174H16ZM44 178V177H43ZM144 178H145V176H144ZM228 179H229V176L227 177ZM237 178V177H236ZM10 179V178H9ZM19 179L20 180H22L20 177H19ZM28 179H29V177H28ZM32 179V178H31ZM47 179H49V178H47ZM53 179H55V178H53ZM63 179H65V178H63ZM136 179V178H135ZM137 179H139V181H140V178H137ZM152 179H153V177H152ZM174 181H173V180ZM176 179V180H175ZM178 179V180H177ZM192 179H193V177H192ZM193 179V180H194ZM204 179V178H203ZM202 179V180H203ZM68 180V179H67ZM84 180V179H83ZM189 181L188 182H186V183H184V186H185V188H183L184 189V191H182V192H185V193H189V196L187 195V194H185V197H188V200H189V198H191V199H195V201H196V199L197 198H194V197H196V196H194V194H193V192L191 191V190H193V185H194V183H195V180H194V183H193V185H190L191 184V179L189 178L188 179ZM192 180V181H193ZM196 180V183L198 182ZM230 180V179H229ZM236 179H234V181H235ZM11 181V180H10ZM49 181V182H50ZM63 181V180H62ZM66 181V180H65ZM136 181V183H137V180H135ZM144 181H146V180H144ZM151 181V180H150ZM14 181H12V183H13ZM16 182L18 183V181H17V179H16ZM23 182V181H22ZM25 183L26 182H28V181H24ZM30 182V181H29ZM141 182V181H140ZM148 182V181H147ZM199 182H201V181H199ZM198 182V183H199ZM214 182V181H213ZM21 183V181L19 182V184ZM25 183H22V184H25ZM32 183V182H31ZM39 183V184H38ZM78 183V182H77ZM135 183V184H136ZM150 183V182H149ZM222 183V182H221ZM224 183V182H223ZM225 183H227V181H225ZM233 183V182H232ZM19 184H18V186H19ZM139 184V183H138ZM238 184V183H237ZM74 185V184H73ZM77 185V184H76ZM127 185V184H126ZM140 185V184H139ZM143 184H141V186H142ZM23 186V185H22ZM20 187V188H23V187ZM30 186V185H29ZM121 186V185H120ZM140 186V187H141ZM152 186V185H151ZM155 186V185H154ZM157 186H159V185H157ZM173 187H174V185H172ZM240 186V185H239ZM1 187V186H0ZM26 187H27V185H26ZM25 187V188H26ZM33 187V186H32ZM46 187H48L47 185H46ZM139 187V188H140ZM143 187V186H142ZM144 187H145V185H144ZM143 187V188H144ZM149 187V186H148ZM148 187H146V188H148ZM170 188H171V186H169ZM173 187H172V189H173ZM197 187V186H196ZM236 187H237V185H236ZM49 188V187H48ZM66 188H67V186H66ZM65 188V190H68V188L66 189ZM73 188V187H72ZM150 188V187H149ZM203 188V187H202ZM32 189V190H33ZM43 189H45V188H43ZM42 189V190H43ZM115 189V188H114ZM155 189V188H154ZM199 189H200V187H199ZM26 190V189H25ZM31 190V189H30ZM34 190V191H35ZM46 190H47V188H46ZM133 190V189H132ZM161 190V189H160ZM168 191H169V189H167ZM167 190H165L164 192H163V197H166L167 196ZM201 190V189H200ZM218 190V189H217ZM229 190V191H228ZM234 190H237V192L236 191H234ZM238 190H240V191H238ZM22 191V189L19 191V192H21ZM58 191V190H57ZM142 191V190H141ZM179 191V190H178ZM187 191V192H186ZM190 191L192 192V194L190 193ZM194 191V190H193ZM233 191L234 192H236L237 193V195H236V193L234 194L233 193ZM18 192V193H19ZM49 192V190L47 191V193ZM201 192V191H200ZM228 192H229V194H232V195H229L228 194ZM34 193V192H33ZM49 193H51V192H49ZM245 193V192H244ZM71 194H73V193H71ZM70 194V195H71ZM228 194V195H227ZM234 194V195H233ZM3 195V194H2ZM34 195V194H33ZM36 195V194H35ZM47 194H45V196H46ZM49 195H51V194H49ZM74 195V194H73ZM73 195H71V197L73 196ZM171 195V194H170ZM187 195V196H186ZM193 195V196H192ZM1 196V195H0ZM19 196V195H18ZM39 196V195H38ZM45 196L43 197L42 196V200H44L43 198H45ZM52 196H53V194H52ZM150 199L152 200L154 197L152 196V194H150ZM246 196V195H245ZM245 196H243V194H242V198L243 199H246L245 198ZM263 196V195H262ZM262 196H260L261 198H263ZM31 197H33V196H31ZM153 197V198H152ZM160 197V196H159ZM198 197V199H199V197L200 196H197ZM211 197V196H210ZM213 197H211V198H213ZM217 197H218V195H217ZM255 197H257V196H255ZM260 197H258V198H260ZM1 198V200H2V196L0 197ZM21 198V197H20ZM201 198V197H200ZM210 198V199H211ZM223 198V199H222ZM247 198H248V201L249 200H251V197H249L248 195H247ZM253 198V197H252ZM258 198H257V200H258ZM15 199V198H14ZM29 200H30V198H28ZM168 199V197H166V201L168 202L169 200H167ZM197 199V200H198ZM205 199V198H204ZM9 200H11V199H9ZM81 200V199H80ZM143 200V199H142ZM173 200V199H172ZM200 200V199H199ZM215 200V199H214ZM224 200V201H223ZM247 200V199H246ZM245 200V201H246ZM253 200L254 199H252V201L251 202H253ZM7 201V200H6ZM23 201V200H22ZM47 201V200H46ZM77 201H79V200H77ZM165 201V200H164ZM165 201V202H166ZM194 201V202H195ZM233 201V202H232ZM38 202V201H37ZM49 202V201H48ZM48 202H46V203H48ZM56 202V201H55ZM144 202V201H143ZM166 202V205L168 204ZM170 202V201H169ZM204 202H205V200H204ZM255 202H257L256 200H255ZM40 203V202H39ZM59 203V202H58ZM65 203V202H64ZM145 203V202H144ZM144 203H142V205H144ZM151 203V202H150ZM203 203V202H202ZM208 203V201L206 202V204ZM262 203V202H261ZM259 204V203H255V204H253L252 206H253V208L252 209H249V207H247V210L245 209V210H242V214H241V218L239 217V215H238V217L236 216V215H234L235 217L234 218H232V219H238V221L239 222H241V220L243 219L242 218V215H243V217H245L244 219H247L246 217H248V219L250 220V218H251V220H253L254 222L256 221L257 223V225H259V224H261V223H264V204ZM8 204V203H7ZM21 204V203H20ZM43 204H44V202H43ZM50 204V203H49ZM146 204H148V203H146ZM145 204V205H146ZM164 204V203H163ZM170 204V203H169ZM189 204H190V201H189ZM188 204V205H189ZM15 205V204H14ZM103 205V204H102ZM145 205H144V207H145ZM151 205V204H150ZM149 205V206H150ZM165 205V204H164ZM164 205H161V206H164ZM165 205V206H166ZM208 205V204H207ZM230 205V206H229ZM241 205V204H240ZM240 205H238L239 206V208H240ZM44 206H46V205H44ZM141 206V205H140ZM152 206H155L154 204L152 205ZM151 206V207H152ZM165 206L163 207L164 209H165ZM168 206V205H167ZM199 206V205H198ZM220 206H221V208H220V210L221 209H223L222 207H223V205H221L220 204ZM228 206V207H227ZM3 207V206H2ZM1 207V208H2ZM103 207H105V206H103ZM142 207V206H141ZM178 207H181V206H178ZM244 207V206H243ZM7 208V207H6ZM58 208V207H57ZM101 208V207H100ZM159 208H162V207H160L159 206ZM172 209L174 208V207H171ZM177 208V207H176ZM183 208V207H182ZM206 208H207V206H206ZM206 208H205V210H206ZM237 208V207H236ZM236 208H233V210H235ZM64 209V208H63ZM62 209V210H63ZM66 209V208H65ZM101 209H103V208H101ZM146 209V208H145ZM180 209V208H179ZM178 209V210H179ZM189 209V208H188ZM203 209V208H202ZM208 209H209V207H208ZM226 209H225V211L224 210H222V211H224L223 212V214L224 213H227L226 212ZM238 209V208H237ZM242 209V208H241ZM244 209V208H243ZM248 209H249V211H248ZM2 210V209H1ZM170 211H173L172 212V215L171 214H169L170 213V211H169V213H167L165 210L163 211V210H161V209H158V210H155V211H148L149 213H153V215H151L152 216V218H151V216H149V218H151V220H154V219H156L155 221H152V224L151 225H154V227H156V228H161L162 230H168V228L171 230V232H173L175 229H176V227H177V229H176V232L175 233H173L174 235H171V236H169V235H167V237L169 236L170 238L171 237H173L172 239V241H174L175 240V242H177V243H175V245L174 244H172V245H174L172 248L174 249H172L171 247H170V244H169V246L168 245H166V244H162V241H166V240H163V238L161 239V238H159V239H157L158 241L160 240V246L163 248V249H165L164 248V246H166V248L167 249H169V250H165V251H167V255H168V252L169 253H171L170 252V250H172V251H174L173 253H175L176 254V252L178 251V250H180L179 252H180V255H178L179 253L177 252V254H176V256H177V258L180 256V257H182V258H186V256H189L188 254L190 253L189 251H183V249H177L176 250V245L178 246L179 244V240L181 239V240H185V241H188V240H190L191 241V236H192V239H193V244H196L197 242L199 243L200 242V240L201 239H203V238H201L200 237V234H202V233H200V232H204V231H200L201 229H196V231H198V232H196L195 231V229L194 230H192L193 229V227H192V229H191V217H193V214H192V216H191V214H190V216H188V214L185 216V213L183 212V218H188V220H187V222H186V224H184V223H182V224H180L181 222H178V226H180V229L181 230H179V228H178V226H177V224H176V222H173L172 224H168L169 222H167L166 221V218H168L169 219V217H172L173 216V218H175L176 219V217H181L180 215V211L181 210H179V211H175V210H171V209H169ZM183 210V209H182ZM232 210V209H231ZM230 210V211H231ZM232 210V211H233ZM64 211V210H63ZM67 211V210H66ZM101 211V210H100ZM141 211V210H140ZM175 211V212H174ZM209 211V210H208ZM207 211V212H208ZM221 211V212H222ZM231 211V212H232ZM239 211H241V210H239ZM239 211H238V213H239ZM97 212V211H96ZM99 212V211H98ZM139 212V211H138ZM145 212V211H144ZM166 212V213H165ZM198 212V211H197ZM210 212V214L211 213H213V212H211V211H209ZM208 212V213H209ZM214 212H215V210H214ZM62 213V212H61ZM68 213V212H67ZM100 213V212H99ZM98 213V214H99ZM143 213V212H142ZM196 213V212H195ZM194 213V214H195ZM241 213V212H240ZM26 214V213H25ZM140 214V213H139ZM197 214V213H196ZM195 214V215H196ZM219 214H222V213H220L219 212ZM222 214V215H223ZM31 215V214H30ZM90 215V214H89ZM96 215V214H95ZM150 215V214H149ZM154 215H156V216H154ZM171 215V216H170ZM205 215V214H204ZM229 214H227V216H228ZM232 215H233V213H232ZM231 215V216H232ZM20 216H22V215H20ZM24 216V215H23ZM26 216H27V214H26ZM25 216V217H26ZM59 216V215H58ZM91 216V215H90ZM167 216H169V217H167ZM227 216H225V215H223V216H221V217H225L223 220H225L226 219V217ZM67 217V216H66ZM146 217H148L147 216V214H146ZM166 217V218H165ZM190 217V218H189ZM202 217V216H201ZM206 217V216H205ZM208 218L210 217V216H207ZM211 217L212 218H214L215 219V216H212L211 215ZM220 216H218V218H219ZM233 217V216H232ZM237 217V218H236ZM250 217V218H249ZM21 218V217H20ZM24 218V217H23ZM28 218V217H27ZM58 218V217H57ZM62 218H63V216H62ZM98 218V217H97ZM154 218V219H153ZM179 218H178V220H179ZM194 218V217H193ZM192 218V219H193ZM211 218V219H212ZM64 219H65V217H64ZM92 219V218H91ZM147 219V218H146ZM167 219V220H168ZM172 219V218H171ZM175 219H173V220H175ZM203 219V218H202ZM210 219V218H209ZM214 219H212L213 221H212V224L215 222V220ZM220 220H221V218H219ZM230 219V220H229ZM27 220V219H26ZM29 220V219H28ZM90 220V219H89ZM88 220V221H89ZM97 220V219H96ZM151 220L149 219V221L151 222ZM177 220V219H176ZM185 220V221H186ZM226 220H229L228 221V223L230 222V223H232L231 221H233V220H231V218H230V216H228L227 217V219ZM249 220H247L246 221V224H247V222L249 221ZM144 221V220H143ZM167 223H166V222ZM169 221V220H168ZM172 221V220H171ZM180 221V220H179ZM200 221V220H199ZM198 221V222H199ZM222 221V220H221ZM238 221H235V222H237V224L238 225H240L239 224V222ZM244 221V223H245V220H243ZM243 221H242V223L241 224H243ZM71 222V221H70ZM87 222V221H86ZM90 222V221H89ZM190 222V223H189ZM220 222V221H219ZM4 223V222H3ZM6 223H7V221H6ZM6 223H5V225H6ZM60 223V222H59ZM59 223H57L58 225H59ZM96 223V222H95ZM148 223V222H147ZM189 223V224H188ZM200 223V222H199ZM251 223V222H250ZM12 224V223H11ZM64 224V223H63ZM93 224H94V221H93ZM97 224V223H96ZM149 224V225H150ZM176 224V225H175ZM188 224V225H187ZM197 224V223H196ZM235 224V223H234ZM245 224V225H246ZM119 225V224H118ZM157 225V226H156ZM174 226V230H172L173 228V226ZM185 225V226H184ZM216 225V224H215ZM221 225L222 224H220V225H216V226H219V229H221L222 227H221ZM3 226V225H2ZM62 226V225H61ZM185 228H184V227ZM193 226V225H192ZM212 226V225H211ZM247 226V225H246ZM249 226V225H248ZM254 226V225H253ZM261 226H264V224L263 225H261ZM6 227V226H5ZM67 227V226H66ZM80 227V226H79ZM86 227H88V226H86ZM144 227V226H143ZM202 227V226H201ZM201 227H198V228H201ZM244 227V226H243ZM258 227H260V225L258 226ZM63 228V227H62ZM152 228V227H151ZM150 228V229H151ZM155 228V229H156ZM186 228H190L192 231H193V233L192 232H188V231H191V230H188V231H186V232H188L187 233V235H189V236H186V238L184 237V235L182 234L184 231H183V229L185 230ZM229 228V227H228ZM255 228H257V226H255ZM261 228V227H260ZM263 228V227H262ZM59 229H61V228H59ZM65 229V228H64ZM119 229V228H118ZM149 229V228H148ZM149 229V230H150ZM216 229V228H215ZM240 229H242V227L240 226ZM258 229V228H257ZM152 230H153V228H152ZM157 230V229H156ZM159 230V229H158ZM178 230H179V232H178ZM226 228L224 229V231H225V233H226ZM229 230V229H228ZM237 230H238V228H237ZM243 230V229H242ZM256 230V229H255ZM259 230V229H258ZM258 230H256L257 232L256 233H259V231ZM262 230V232H263V229H261ZM110 231V230H109ZM153 231H155V230H153ZM152 231V232H153ZM160 231V230H159ZM180 231H183L182 233H180ZM211 231V233H212V230H210ZM215 231H217V230H215ZM214 231V232H215ZM235 231V230H234ZM239 231V230H238ZM1 232V231H0ZM171 232L169 233V234H171ZM198 233V234H196V233ZM219 232V231H218ZM221 232H223V230H221ZM237 232V231H236ZM6 233V232H5ZM4 233V234H5ZM52 233V232H51ZM73 233V232H72ZM110 233H112L111 231H110ZM125 233V232H124ZM147 233H149L148 231H147ZM158 233V237H160L159 236V232H157ZM176 233H178V234H180V236H181V234H182V238H180V237H178L179 235L177 234V238H178V241L176 240ZM194 233H195V235L198 237H200V238H198V241H196V240H194L196 237H195V235H194ZM229 233H232L231 232V228H230V231L228 232V234ZM260 233H261V231H260ZM259 233V234H260ZM264 233V232H263ZM1 234H3V232L2 233H0V235ZM106 234V233H105ZM166 234H167V232H166ZM184 234H186V233H184ZM191 234H193V235H191ZM210 234V233H209ZM208 234V235H209ZM213 234V233H212ZM223 234V233H222ZM234 234H235V232H234ZM19 235V234H18ZM50 235V234H49ZM110 235V234H109ZM112 235V234H111ZM111 235H110V237H111ZM124 235V234H123ZM148 235V234H147ZM152 235H154V234H152ZM207 235V236H208ZM224 235H226V234H224ZM256 235V234H255ZM258 235V234H257ZM256 235V236H257ZM261 235L262 236H264V234H262L261 233ZM2 236V235H1ZM7 236V235H6ZM55 236V235H54ZM53 236V237H54ZM58 236H60V237H58ZM57 237L60 239H62V237H61V235H58ZM64 236H65V234H64ZM113 236V235H112ZM151 236V235H150ZM203 237H204V235H202ZM206 236V235H205ZM215 236V235H214ZM218 236V235H217ZM231 236H232V234H231ZM231 236H229V237H231ZM237 236V235H236ZM14 237L15 236H13V239H14ZM19 237V236H18ZM56 237V236H55ZM66 237V236H65ZM93 237V236H92ZM103 237H104V235H103ZM115 238H116V236H114ZM168 237V240L170 239ZM189 237V238H188ZM194 237V238H193ZM211 237V236H210ZM218 237H220V235L218 236ZM228 237V236H227ZM233 237H235V235L233 236ZM232 237V238H233ZM238 237V236H237ZM244 237H246V235L244 236ZM259 238H261V236H258ZM256 238V240L258 239L259 240V238ZM7 238V237H6ZM10 238V237H9ZM49 238V237H48ZM57 238V239H58ZM71 238V237H70ZM120 238V237H119ZM118 237H117V239H119ZM157 238V237H156ZM183 238H185V239H183ZM214 238V237H213ZM225 238V237H224ZM241 238V237H240ZM8 239V238H7ZM50 239V238H49ZM60 239V240H61ZM109 238L107 237V239H106V237H105V239H104V241L106 240H108ZM111 239V238H110ZM164 239H167L166 237H164ZM210 239V238H209ZM234 239V238H233ZM262 239V238H261ZM54 241H57V240H55V239H53ZM60 240H58V242H60L61 243V241ZM72 240V239H71ZM75 240V239H74ZM98 240V239H97ZM101 240V239H100ZM112 240H114L115 241V239H113V237H112ZM180 240V241H181ZM205 240H208V239H205ZM237 240H239V239H237ZM237 240H236V242H237ZM255 240V241H256ZM53 241V242H54ZM65 241H66V239H65ZM81 241V240H80ZM102 241V240H101ZM113 241V242H114ZM119 241V240H118ZM127 241V240H126ZM125 241V242H126ZM194 241H195V243H194ZM211 241V240H210ZM209 241V243H211ZM262 241V240H261ZM260 241V242H261ZM68 242V241H67ZM109 242H110V240H109ZM169 242V241H168ZM192 242H187V244H192ZM202 242H205V241H203L202 240ZM230 242H234V240L233 241H231L230 240ZM242 242V241H241ZM244 242V241H243ZM254 242V241H253ZM257 242V241H256ZM255 242V243H256ZM259 242V241H258ZM259 242V245H260V248H261V243ZM263 242H264V240H263ZM54 243H56L57 244V242H54ZM60 243H58V244H60ZM63 243H65L64 241H63ZM85 243V242H84ZM118 243V242H117ZM183 243V242H182ZM181 243V244H182ZM186 243V242H185ZM218 243V242H217ZM216 243V244H217ZM240 243V241L237 243V244H239ZM247 243V242H246ZM53 244V243H52ZM57 244V245H58ZM106 244V243H105ZM107 244H110V243H107ZM106 244V245H107ZM135 244V243H134ZM157 246L159 245V244H157V243H155ZM168 244V243H167ZM192 244V245H193ZM228 244V243H227ZM231 244V243H230ZM229 244V245H230ZM258 244V243H257ZM256 244V248H254V249H257L258 247L257 246H259V245H257ZM33 245V244H32ZM111 245H112V243H111ZM110 245V247L108 248V249H112V246ZM164 245V246H163ZM224 245V244H223ZM226 245V244H225ZM244 245V244H243ZM246 245V244H245ZM65 246H67V244L66 245H64V248H65ZM77 245H75V247H76ZM79 246H81V245H79ZM108 246V245H107ZM106 246V247H107ZM193 246H197V245H193ZM234 246H235V244H234ZM249 246V245H248ZM251 246V245H250ZM30 247V246H29ZM28 247V248H29ZM49 247H50V245H48L47 247H46V249L48 250L49 249ZM55 249L57 246L55 245V244H53V245H51V249L50 250H48L49 252H51V251H54L53 250V248ZM69 247V246H68ZM72 247V245H70V248ZM105 247V246H104ZM179 247V246H178ZM236 247H237V245H236ZM239 247H240V245H239ZM61 249V247L58 245V249ZM101 248V247H100ZM99 248V249H100ZM124 248V247H123ZM185 248V247H184ZM197 248H199V247H197ZM211 248V247H210ZM221 248H222V246H221ZM242 249H243V247H241ZM245 248H247V246L245 247ZM30 249V248H29ZM45 249V248H44ZM73 249H75V248H73ZM83 249V248H82ZM81 249V250H82ZM84 249H85V247H84ZM104 249V248H103ZM103 249H101V251H104ZM119 249H120V251H123V250H121L122 249V247L120 248L119 247ZM125 249V248H124ZM196 249V248H195ZM202 249H203V247H202ZM202 249H200L201 251H202ZM208 249V248H207ZM212 249V248H211ZM223 249H225V248H223ZM240 249V248H239ZM70 250V249H69ZM80 250V251H81ZM90 250V249H89ZM88 250V251H89ZM115 250V249H114ZM175 250H176V252H175ZM185 250V249H184ZM216 250V249H215ZM228 250V249H227ZM247 250H249V249H247ZM41 251H43V250H41ZM41 251H40V253H41ZM45 252H47L46 250H44ZM66 252L68 251V250H65ZM65 251L63 252V251H61V253L63 252V254L62 255H64L65 254ZM73 251V250H72ZM79 251V252H80ZM84 251V250H83ZM115 251H118V250H115ZM115 251L113 252V254L115 253ZM162 251V250H161ZM164 251V250H163ZM181 251H183V252H185L184 254L181 252ZM196 251H198L197 249H196ZM233 251H235V250H233ZM236 251H238V250H236ZM262 251V250H261ZM24 252V251H23ZM22 252V254H24ZM39 252V251H38ZM45 252H43V253H45ZM87 252V251H86ZM86 252H84V253H86ZM90 252V251H89ZM105 252V251H104ZM119 252V251H118ZM187 252H189V253H187ZM203 252V251H202ZM208 253H210L209 251H207ZM229 252V251H228ZM251 252V251H250ZM17 253L18 252H16V255H14V257L15 256H17ZM20 253H21V251H20ZM43 253H41V254H43ZM48 253V252H47ZM53 253V252H52ZM56 253V252H55ZM55 253H53V254H55ZM75 253V252H74ZM73 253V254H74ZM77 253H78V247H77ZM81 253V252H80ZM80 253H78V255L80 254ZM83 253V252H82ZM98 253V252H97ZM97 253H95V254H97ZM107 253H109V252H107ZM111 253V252H110ZM120 253V252H119ZM123 252H121V254H122ZM170 254L171 256H172V258H173V256H174V259H175V255L174 254ZM192 253V252H191ZM190 253V254H191ZM194 253V252H193ZM261 253V252H260ZM22 254H21V256H22ZM59 254V253H58ZM89 254V253H88ZM91 254H93L92 252H91ZM103 254V253H102ZM126 254V253H125ZM146 254V253H145ZM166 254V253H165ZM164 254V255H165ZM186 254V255H185ZM195 254H200V251H199V253H195ZM205 254H206V252H205ZM217 254V253H216ZM236 254H238V253H236ZM236 254H234L235 256H236ZM242 254V253H241ZM51 255V254H50ZM61 255V254H60ZM61 255V256H62ZM68 254H65V257L64 256H62V257H64V258H66V256H67ZM72 255V254H71ZM75 255H77V254H75ZM78 255H77V257H78ZM81 255V254H80ZM84 255V254H83ZM94 255V254H93ZM112 255V254H111ZM111 255H109V256H111ZM115 255H117V254H115ZM124 255V254H123ZM123 255H121L119 258H121ZM185 255V256H184ZM208 255V254H207ZM212 255V254H211ZM213 255H214V253H213ZM221 255V254H220ZM227 255H229V253H227ZM249 255V254H248ZM257 255V254H256ZM261 256L263 255V254H260ZM18 256H20V254L18 253ZM45 256H47V255H44V258H45V260H41L42 262L44 261V264H45V261H46V264H47V262H48V264H49V262L50 261H47L46 260V257ZM56 256L57 257H59L57 254H56ZM56 256H55V258H56ZM60 256V257H61ZM86 256V255H85ZM84 256V257H85ZM107 256H108V254H107ZM106 255H104V257L103 258H105V257H107ZM109 256H108V258H109ZM119 256V255H118ZM127 256H128V254H127ZM126 256V258H125V261L126 260H129V258H131L130 256H128L127 257ZM139 256V255H138ZM169 256V255H168ZM191 256H192V254H191ZM197 255H195V257L193 256V259L194 260H197V257H196ZM200 256H201V254H200ZM239 256V255H238ZM259 256V255H258ZM12 258H14L13 256H11ZM59 257V259L61 260L62 258H60ZM74 257V256H73ZM77 257L76 258H74V260H75V262H76V259H77ZM80 257H82V256H80ZM92 257V256H91ZM96 257V256H95ZM124 257H125V255H124ZM178 258V260L179 259H181V258ZM201 257H203V256H201ZM220 257V256H219ZM223 257V256H222ZM239 257H241V255L239 256ZM238 257V258H239ZM245 257V256H244ZM249 256H247V259H249L248 258ZM253 257V256H252ZM260 257V256H259ZM17 258V257H16ZM42 258H43V256H42ZM43 258V259H44ZM48 259H50V257H47ZM128 258V259H127ZM159 258H161L162 259V261L161 262H163L164 261V264L166 263V264H168L167 262H165L166 261V259L164 260L163 259V257L162 256H160ZM169 258V257H168ZM171 257H170V259H169V261H171V260H174V259H172ZM176 258V259H177ZM185 258H184V260H185ZM188 258V257H187ZM192 258V257H191ZM196 258V259H195ZM199 258V257H198ZM212 257H210V259H211ZM215 258H216V256H215ZM226 258V257H225ZM232 258V257H231ZM258 257H256V259H257ZM38 259V258H37ZM78 259H80L79 257H78ZM92 259L94 260V258L92 257ZM92 259H91V261H92ZM96 259V258H95ZM112 259V260H111ZM110 259V261H112L113 262V258H111ZM124 259V258H123ZM175 259V260H176ZM192 259V260H193ZM200 259V258H199ZM198 259V260H199ZM207 259V258H206ZM206 259H204V261H206ZM209 259V258H208ZM213 259V258H212ZM218 259V258H217ZM220 259V258H219ZM229 259V258H228ZM228 259L226 260V261H228ZM246 259V258H245ZM255 259V260H256ZM17 260V259H16ZM54 260V259H53ZM105 260V259H104ZM174 260V261H175ZM188 260V259H187ZM187 260H185V261H187ZM190 260V259H189ZM193 260V261H194ZM231 260V259H230ZM236 260V259H235ZM250 260V259H249ZM14 261H15V259H14ZM18 261V260H17ZM40 261V260H39ZM40 261V262H41ZM62 261V260H61ZM78 261V260H77ZM105 261H107V260H105ZM115 257H114V263H115ZM135 262H136V260H134ZM148 261V260H147ZM180 261V260H179ZM178 261V262H179ZM222 261V260H221ZM234 261V260H233ZM233 261H232V264H233ZM259 261V260H258ZM8 262V261H7ZM41 262V264H43ZM56 262V260L54 261V263ZM74 262V261H73ZM171 262H173V261H171ZM175 262H177V260L175 261ZM181 262H183V261H181ZM188 262H190V261H188ZM187 262V263H188ZM192 262V261H191ZM190 262V263H191ZM200 262H201V260H200ZM199 261L197 262V264L198 263H200ZM219 262V261H218ZM231 262V261H230ZM21 263V262H20ZM39 263V262H38ZM52 263V262H51ZM54 263H52V264H54ZM57 263V262H56ZM55 263V264H56ZM99 263V262H98ZM108 263H110V262H108ZM138 263V262H137ZM137 263H135V264H137ZM190 263H188V264H190ZM196 262H194L193 264H195ZM204 263H206V264H208L207 262H204ZM210 263H213V261H211ZM223 262H221V264H222ZM238 263H239V261H238ZM257 263V262H256ZM259 263V262H258ZM261 263V262H260ZM7 264V263H6ZM18 264V263H17ZM88 264H89V262H88ZM91 264H93V262L91 263ZM125 264V263H124ZM170 264V263H169ZM179 264V263H178ZM184 264H185V262H184ZM192 264V263H191ZM201 264V263H200ZM202 264H203V259H202ZM214 264V263H213ZM217 264H220V263H217ZM249 264H251V261H250V263ZM252 264H255L254 262L252 263Z\"/></svg>", "mask_w": 264, "mask_h": 264}]
</instances>
